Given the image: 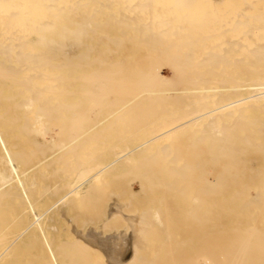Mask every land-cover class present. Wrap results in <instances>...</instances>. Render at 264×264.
<instances>
[{
	"label": "rangeland",
	"instance_id": "rangeland-1",
	"mask_svg": "<svg viewBox=\"0 0 264 264\" xmlns=\"http://www.w3.org/2000/svg\"><path fill=\"white\" fill-rule=\"evenodd\" d=\"M99 1V2H98ZM97 2V7H99V8H97V9H99V10H97V9H95V6L96 5H93L92 4V8H94L95 10H97L96 11V15H98V16H92L91 17V19L90 20H88V18L87 19H85V21H81V20H79L78 21V23L79 24H85V29L83 28L82 29V34H84V35H78V37H75L74 38V40H75V42H73V38H69L68 40L69 41H67V42H65V46L66 47H68V50H66V48H65V46H64V48H65V50H63V49H61V51H66L67 52V54L68 55H71V56H73L74 58L80 53V56L82 57V59H80L81 57L79 56H77V59H79L80 60V62H82V61H85V62H87L88 61V64L86 63L85 64V62H82L80 65H79V61L77 60V59H75V60H71L73 57H71V56H69V58H68V60H67V63H70V60L73 62V64H71V67H70V65H68V67H70V69L68 70V72L67 73H69L70 74V79H69V81H71V80H73L72 82H69V81H66L65 82V85L67 86V87H69V86H71L70 88H69V90H68V92H70L69 94H68V96L66 95V96H58L56 99L54 98L53 100H52V95H49L48 97H47V102H45V105L47 104V106H45V107H48V108H46V109H48V111L47 110H45V114H46V120H48V124H50V120L49 119H52V118H50V116L49 115H51V113H53V114H56L57 113V110L59 111L55 116H59L60 114L62 115V116H64V117H62L61 115L59 116V118H62V119H59V118H57V117H54L52 120H51V125H52V128L50 129V127H49V129H48V131H49V135L50 136H55L54 134H56V133H60V140L62 139V140H65V141H67V139L69 140L71 137H73V136H75L76 134H75V132H76V129H74L75 131H72V127H71V125L72 126H74V128L76 127L77 128V125L79 124V123H82L83 122V120H84V124L82 125L84 128L86 127V126H89V124H90V126H94L93 124L96 122H94V120H96L97 118H98V120H100V118H101V116L104 118V116H105V119L107 118L106 117V115L105 114H109V113H113V118H111L112 116H110V117H108V118H111V119H106V120H108L107 122H109V124H107V123H104V121L106 122V120L105 119H103L102 121L103 122H101V120L99 121V123L101 122V123H104V124H106V125H104L103 127H101L100 126V128L101 129H98L99 127V125L101 124H98L96 127V129H94L93 131H92V133H94V134H92L91 133V131H90V135H92V137L91 138H93V139H91V141H92V144L93 145H91V142L89 143V145L88 144H86L85 145V152H83V153H85V155L82 153V151H80L79 152V155L81 154V155H83L82 156V158L83 159H86L85 158V156H87L86 155V153H91L90 154V156H92L93 158H95V157H97V154L98 153H100V151H101V149L102 148H108V147H113V146H124V144L126 145V144H130V145H132V144H134V145H136L139 141V139L138 138H140V140H141V138H142V136L145 134L146 135V133L144 132V131H147L148 130V126L149 127H151L150 125H152V123L154 124L155 123V121H157L158 119H160L163 115H166L167 114V110L166 109H168V113L170 112H172V110L173 111H178V110H180L181 109V107H182V109L181 110H183L185 107L184 106H187L188 105V103H190V101L191 100H193V102L191 101V103H195L196 104V102H198V104H199V101H201L202 100V97H200V99L201 100H199V101H196V100H198V98L196 97V99L194 98L195 97V95H194V97H188L187 96V94L186 93H188V92H190V91H192L193 90V88H194V85L197 87V88H200V89H204L203 87H204V83H205V86L208 84V85H210V86H212L213 85V83L214 82H216V84L218 83L219 85H220V87H222V88H224L226 85L230 88V87H232V85H234V83H233V81L235 82L236 80V82L235 83H238L240 80H241V77H242V74H243V68L245 67L246 69H250V67L253 65V62H252V60H253V58H250L249 57V54L248 53H246L245 52V49H251L254 45H253V43L254 44H257V43H259V44H257V45H259L260 46V44H262L263 45V43H264V39L263 40H261L260 38H264V35H263V33H264V23H262V22H264V7H262V5L264 4V0H252V2L254 3V2H257V3H252L251 2V0H248L247 2H245L246 3V5L247 4H250V2L252 3V5H249L250 7H248V6H246L245 5V7H244V2H240V0H231V2H230V0H210V1H208V0H193V1H191V0H189V2L187 1V4L188 3H190L191 4V2H192V5H187L186 3V8L184 7V5L183 6H181L179 9H180V14L179 15H177L178 17L177 18H175V19H173V18H168L166 21H165V23L166 22H169L168 20H171V22L172 23H170V24H174V26H175V24H178L179 26L180 25H183V27L185 28V27H188V33L185 31L184 33H185V38L184 37H182L181 39H180V43H192L193 45L194 44H196V46L195 47H193V50H192V52L194 51L195 53H194V55H193V53L192 54H190V53H185L186 55H184V54H180V53H177V52H175V53H173L172 52V54L174 55V56H172L171 55V52L169 53V51H170V49L168 48V50L167 49H164L163 48V46L161 47L162 48V51H161V55H164V58H161V55L159 54V52H160V43H162V44H164V42L166 43V39L164 40V37H159L158 39H155V40H151V42L149 41V40H147L146 39V37L144 36L145 35V33H144V31H142V29H141V25H143V23L140 25L139 24V22L137 23V22H132V27H130V28H132V29H130V33L132 34H130L129 33V29L127 30V26H126V24L128 25L129 24V22L130 21H128V20H125L126 18L127 19H129L128 17L130 16L128 13L126 14V13H124L125 14V16H127L128 15V17H126L125 19H123L122 17H121V19H119V17H117V16H121V14L122 13H120V10L121 11H123L124 10V8H125V5H124V3L123 4H120L121 2H118L117 0H114V2H116V3H114L112 0H110V2H109V0H98ZM109 2L108 4H107V2ZM166 0H164V2H165ZM167 1H169V0H167ZM166 1V2H167ZM172 1V0H171ZM171 1H169L170 3H165V5L169 8V9H171L170 7H171ZM191 1V2H190ZM198 1V2H197ZM206 1V2H205ZM212 1V2H211ZM223 1H224V3L226 2V3H229L228 5L226 4H220V3H223ZM229 1V2H228ZM239 1V2H238ZM119 4H118V3ZM163 2V3H164ZM197 2V3H196ZM208 2V3H207ZM234 2V3H233ZM99 3H100V5H99ZM162 3V2H161ZM211 3V4H210ZM230 3H231V5H230ZM237 3V4H236ZM241 3V4H240ZM243 3V4H242ZM259 3V4H258ZM104 4H106V5H109V7H116L117 9H115V8H109V9H112V11H114V13L113 12H111V10L109 11V10H106V9H108V7L105 5L104 6ZM113 4H117V6H114ZM199 4H201V5H199ZM208 4H209V6H208ZM214 4H215V6H214ZM256 4H258V6L256 5ZM110 5H113V6H110ZM118 5H119V7H118ZM123 5H124V7H123ZM196 7H195V6ZM198 5V6H197ZM217 5V6H216ZM233 5V6H232ZM101 6V7H100ZM189 6H190V9H189ZM227 6V7H226ZM259 6H261V7H259ZM264 6V5H263ZM90 7H91V5H90ZM102 7H104L103 9H102ZM162 7H165V6H162ZM216 7V9H214ZM253 7V8H252ZM259 7V8H258ZM119 8H121L120 10H119V12L117 11ZM172 8L174 9V6H172ZM193 8H194V10H193ZM196 8V9H195ZM220 8V9H219ZM229 8H230V10H229ZM252 8V9H251ZM258 8V9H257ZM90 9V8H89ZM88 9V10H89ZM114 9V10H113ZM168 9V10H169ZM184 9V10H183ZM188 9H189V11H188ZM200 9V10H199ZM208 9V10H207ZM218 9V10H217ZM225 9H226V11H229V12H226L225 11ZM234 9V10H233ZM241 9H243V10H241ZM257 9V10H256ZM261 9V11H259ZM87 10V11H88ZM102 10V11H101ZM103 10H104V13H103ZM191 10V11H190ZM217 12H216V11ZM100 13H99V12ZM111 12L110 14L112 15V13L115 15V13H116V16H113L112 15V17L113 18H110L111 17V15L109 14V13H105V12ZM185 11V12H184ZM189 13H188V12ZM202 11V12H201ZM212 11H215V12H212ZM241 11V12H240ZM124 12H125V10H124ZM190 12H191V14H190ZM205 12V13H204ZM206 12H208V13H206ZM233 12H234V15H232L233 14ZM237 12H238V14H237ZM240 12V13H239ZM259 12H261V14L259 13ZM98 13V14H97ZM101 13H103V14H101ZM118 13H119V15H118ZM187 13V14H186ZM211 13V14H210ZM227 13V15L230 17L231 16V18H229V17H227V15H225V17H224V14H226ZM105 14H107V15H110V17H108V16H106ZM123 14V15H124ZM196 14V15H195ZM204 14H206V15H204ZM220 14H222V15H220ZM236 14V15H235ZM262 15L261 17H260V15ZM100 15H102V16H100ZM106 16V19L104 20V17ZM186 15V16H185ZM209 15H210V17H209ZM247 15V16H246ZM249 15V16H248ZM257 15L260 17H258L259 18V20H261V24H260V22H258V21H256V20H258V18H257ZM125 16H123V17H125ZM190 16V17H189ZM224 18H223V17ZM246 16V19H244V17ZM100 17V18H99ZM107 17H108V20H107ZM207 17H208V20L209 21H206V19H207ZM212 17V18H211ZM218 17V18H217ZM243 17V18H242ZM252 17H255V18H257L256 20H255V18L253 19ZM95 18H97L96 20H98L97 21V25L96 26H98V29H97V27L96 26H94V24H93V22L94 23H96V21H94L95 20ZM118 19V20H116V19ZM217 18V19H216ZM249 18H251V19H249ZM94 19V20H93ZM123 19V20H122ZM183 19V20H182ZM184 19H186V20H184ZM215 19V20H214ZM222 19V20H221ZM227 19H229V20H227ZM78 20V19H77ZM92 20H93V22H92ZM103 20V21H102ZM110 20H112L113 21V23H111V21ZM173 20H174V22L175 23H173ZM176 20V21H175ZM210 20H212V24H211V21ZM244 20H245V22L248 24H246V23H244V25L242 24L243 22H244ZM255 20V21H254ZM87 21H89V22H92V25H90L91 27L90 28H88L87 26H86V23H87ZM107 21H109L108 22V24H107ZM120 21V22H119ZM163 21V20H162ZM179 21V22H178ZM214 21V22H213ZM220 23H219V22ZM223 21V22H222ZM236 21H238V22H236ZM251 21H253V22H251ZM117 22V23H116ZM125 22H126V24H125ZM128 22V23H127ZM194 22V23H193ZM218 22V23H217ZM227 22H230V23H227ZM236 22V23H235ZM104 23H106V24H104ZM134 23V24H133ZM149 22H147V24H148ZM163 24L161 21H158V24ZM191 23V24H190ZM204 23V24H203ZM227 23V24H226ZM235 23V24H234ZM251 23V24H250ZM91 24V23H90ZM114 24V25H113ZM120 24H121V26H120ZM138 26H137V25ZM159 24V25H160ZM196 24H198V26L196 25ZM201 24V25H200ZM209 24H211V25H209ZM226 24V25H225ZM229 24V25H228ZM232 24V25H231ZM259 24L261 25V26H259ZM104 25V26H103ZM115 25L117 26V27H115ZM129 25H131V24H129ZM128 25V26H129ZM136 27H135V26ZM145 25V24H144ZM207 25V26H206ZM215 25V26H214ZM235 25H237V26H235ZM240 25V26H239ZM246 25V26H245ZM255 25V26H254ZM113 26V27H112ZM173 26V27H174ZM201 26V27H200ZM212 26V27H211ZM256 26H259L260 28H257ZM94 27H96L95 29L96 30H98V31H96L95 29H94V31H92L93 30V28ZM104 27V28H103ZM197 27V28H196ZM210 27V28H209ZM245 27V28H244ZM247 27V28H246ZM251 27V28H250ZM255 27V29H258L257 30V33H258V35H257V33H256V30L255 29H253ZM262 27V28H261ZM76 28V27H75ZM88 28V29H87ZM92 28V29H91ZM110 29L109 31H108V29ZM114 28H116L115 29V31H114ZM119 28V29H118ZM120 28H122V29H120ZM133 28H135V29H133ZM192 28H193V30H192ZM206 29V31H208L207 33H205L206 31H205V29ZM208 28V29H207ZM212 28V29H211ZM216 28H217V30H216ZM238 28H240V29H238ZM249 28V29H248ZM89 29H90V31H92V32H90L89 31ZM104 29V30H103ZM113 31H112V30ZM173 29H175V27L173 28ZM178 29V28H177ZM186 29V28H185ZM189 29H191L192 31H190ZM214 29H215V31H214ZM228 31H227V30ZM246 29V30H245ZM252 29L254 30L253 32H254V34H255V36H253L254 34H252ZM86 30H88V32L86 31ZM102 30V31H101ZM124 32H123V31ZM136 30L138 31V32H136ZM187 30V29H186ZM195 30V31H194ZM200 30H202V31H204V32H202V31H200ZM236 30V31H235ZM96 31V32H95ZM99 31H101V32H99ZM104 31V32H103ZM142 31V32H141ZM159 32H161V30H160V28H159V30H158ZM178 31V30H177ZM176 31V29H175V33L177 32ZM248 31V32H247ZM260 31H263V32H261L260 33ZM107 32V33H106ZM118 32V33H117ZM128 32V33H127ZM134 32H136V34L135 35H133L134 34ZM171 32H173L172 30H171ZM192 32H194V35H193V33ZM212 32H214V34L212 33ZM236 32V33H235ZM87 33H91L92 35V37L91 38H88L89 36H90V34H87ZM96 33V34H95ZM99 33V34H98ZM101 33V34H100ZM103 33L105 34L104 36H100V35H103ZM120 33H121V35H122V37L120 36ZM123 33V34H122ZM205 33V34H204ZM212 33V34H211ZM220 33V34H219ZM243 33V34H242ZM247 33V34H246ZM87 34V35H86ZM107 34H110V35H107ZM119 34V35H118ZM127 34V35H126ZM138 34H139V36H138ZM141 34H142V38H141ZM202 34V35H201ZM242 34V35H241ZM246 34V35H245ZM261 34V35H260ZM98 35V37H100V41H98L99 40V38H98V40H96L95 41V39L97 38L96 36ZM117 35H118V37H117ZM125 35V36H124ZM190 35L192 36V37H190ZM201 35V36H200ZM205 35H206V37H205ZM219 35V36H218ZM223 35V36H222ZM250 35H252V37L250 36ZM256 35L257 36H262L263 35V37H260V38H258V37H256ZM83 36V37H82ZM84 36H85V39H84ZM86 36H88L87 38H86ZM117 37L118 38V41H116L117 40V38L115 39V38H111V39H113L112 41L111 40H109L110 38H106V37ZM130 36H132V37H130ZM136 36H138V37H136ZM189 36V37H188ZM246 36V37H245ZM82 37V38H81ZM102 37V38H101ZM125 37V38H124ZM130 37V38H129ZM197 37V38H196ZM240 37H241V39H240ZM245 39H244V38ZM250 37V38H249ZM137 38V39H136ZM162 40H161V39ZM167 38V37H166ZM188 38V39H187ZM193 38H195V39H193ZM200 38V40H198ZM209 38V39H208ZM247 38V39H246ZM251 38H253V39H251ZM256 38H258L257 40H259L260 39V41L258 42L257 40H256ZM71 39V40H70ZM80 39H83L82 41L80 40ZM87 39H88V42H87ZM90 39H91V41H90ZM94 39V40H93ZM103 39L105 40V41H103ZM125 39V40H124ZM134 39V40H133ZM189 40L188 42H187V40ZM193 39V40H192ZM215 39V40H214ZM252 41H251V40ZM84 40H85V42H86V45H85V47L84 46H82V45H84ZM122 40V41H121ZM141 40V41H140ZM157 40V41H156ZM168 40H170V39H168ZM167 40V41H168ZM212 40V41H211ZM241 40V41H240ZM253 40H254V42H253ZM70 41H72L73 43H74V45L76 44H79V43H81L82 42V44H80L81 46H82V48H81V46H79V47H77V50H76V48H74V47H76V46H73V48H71L70 46V44H71V42ZM108 41L111 43H108ZM131 41V42H130ZM137 41V42H136ZM154 41H156V42H154ZM171 41V40H170ZM173 41V40H172ZM191 41V42H190ZM203 41V42H202ZM224 41V42H223ZM228 41H229V43H228ZM256 41V42H255ZM77 42V43H76ZM91 42V43H90ZM93 42V43H92ZM96 42H98V43H96ZM119 43V46H118V43ZM133 42H135V43H133ZM139 42V43H138ZM152 42H154V43H152ZM174 42V41H173ZM197 42H201L200 43V46H199V43H197ZM227 42V43H226ZM253 42V43H252ZM261 42V43H260ZM68 43V44H67ZM100 43V44H99ZM106 43V44H105ZM108 43V44H107ZM148 43V44H147ZM157 43V44H156ZM158 43H159V45H158ZM234 43V44H233ZM241 43V44H240ZM247 43V44H246ZM248 43H250V44H248ZM90 44H91V46H90ZM122 44V45H121ZM125 44V45H124ZM136 44V45H135ZM152 44V45H151ZM179 44V43H178ZM198 44V45H197ZM214 44H216V45H214ZM70 45V46H69ZM109 45H111L112 46V48H110L111 46H109ZM141 45H145L144 47H146L144 50H143V48L144 47H142ZM147 45H150V46H147ZM156 45H158L156 48L155 47H153V46H156ZM202 45V46H201ZM238 45V46H237ZM88 46H90V49H89V47ZM95 46H98V47H95ZM140 46V47H139ZM179 46V45H178ZM198 46H199V48H198ZM204 46V47H203ZM207 46H209V48L207 47ZM242 46H244L245 47V49H244V47H242ZM258 46V49L260 48H263V46L262 47H259ZM87 47V48H86ZM115 47H117L118 48V50H117V48H115ZM135 47V48H134ZM139 47V48H138ZM150 47V48H149ZM202 47V48H201ZM235 47H237V48H235ZM242 47V48H241ZM71 48V49H70ZM115 50H117V51H115ZM129 48V49H128ZM133 50H132V49ZM141 48V49H140ZM160 48V49H159ZM175 48H177V47H175ZM196 48V49H195ZM205 48H207L206 50H204ZM221 48H223V49H221ZM256 47H254V48H252V49H255ZM86 49H89V50H87V51H89V52H91V53H89V52H86ZM94 51H93V50ZM96 49H98V50H96ZM112 49V50H111ZM135 49V50H134ZM138 49V50H137ZM159 50V52H158V50ZM174 48H171V50H173ZM180 49H181V47H180ZM200 49H201V51H200ZM217 49V50H216ZM232 50V52H230L229 53V51L230 50ZM236 49V50H235ZM241 49V50H240ZM101 50V51H100ZM108 50V51H107ZM120 50H122V51H120ZM139 50H140V52H139ZM148 51V52H146V51ZM149 50H151V51H149ZM163 50H165L164 52V54H163ZM178 50V49H177ZM213 50H215V51H213ZM221 50V51H220ZM225 50H226V52H228L229 53V55H230V57L227 59L226 58V60L224 61V58L225 57H223V56H225L226 55V57H228V53L226 54L225 53ZM242 50H244V51H242ZM59 51V50H58ZM70 51H72V52H70ZM84 53H83V52ZM209 51H211L213 54H215V56L212 54V55H210L209 54ZM219 51V52H218ZM242 53H244V57L243 56H240L241 55V52ZM263 51V50H262ZM81 52H82V55H81ZM86 52V53H85ZM94 52V53H93ZM96 52V53H95ZM107 54H106V53ZM109 52V53H108ZM116 52V53H115ZM129 54H128V53ZM154 52L156 53V55L154 54ZM191 52V51H190ZM201 54H200V53ZM205 52V53H204ZM208 54H207V53ZM224 52V53H223ZM239 52V53H238ZM89 53V55H87ZM93 53V54H92ZM103 53V54H102ZM119 53V54H118ZM152 53V54H151ZM216 53H218L217 55H216ZM222 53V54H221ZM235 53V54H234ZM248 54V55H246V54ZM264 53V52H263ZM263 53L261 52L260 54V56H262L263 55ZM114 54H117V55H114ZM126 54V55H128V56H124V55ZM138 54V55H137ZM141 54V55H140ZM143 54V55H142ZM153 54L155 55V56H153ZM187 54H189V55H187ZM203 54V55H202ZM207 54V56L205 57L204 55H206ZM225 54V55H224ZM86 55V56H85ZM110 55H112V56H110ZM132 55V56H131ZM147 55V56H146ZM158 55V56H157ZM179 55H181V56H179ZM193 55V57H195L194 58V65H193V63L191 64H189V63H185V60H182V57L183 56H192ZM210 55V57H208ZM237 55V56H236ZM89 58H88V57ZM96 56V57H95ZM106 56V57H105ZM107 56H108V58H107ZM172 56V57H171ZM176 56H179L180 57V61H179V63L181 64V68H180V70L182 69V71H179V69L176 71V73L174 74V75H172L173 74V71H172V68L170 67V65H172V62H173V59H174V57H176ZM212 56H213V59H212V61H211V58H212ZM218 56V57H217ZM219 56H220V58H219ZM250 56H251V54H250ZM93 57V58H92ZM99 57V58H98ZM123 57V58H122ZM129 57V58H128ZM153 57V58H152ZM163 57V56H162ZM199 57H201V58H199ZM215 57H217V58H215ZM232 57V58H231ZM243 58V61L242 62H240L241 64H239V61L240 60H238V59H240V58ZM71 58V59H70ZM73 58V59H74ZM85 58H88V59H86L85 60ZM98 58V59H97ZM131 58V59H130ZM156 58V59H155ZM161 58V59H160ZM171 58V59H170ZM185 58H187V57H185ZM198 58V59H197ZM206 58H209V59H207L206 61H205V59ZM217 60V61H219L220 63H218V64H220L219 66H217V61L215 60V59ZM221 58H223V60H220ZM262 58V57H261ZM70 59V60H69ZM90 59V60H89ZM97 59V60H96ZM105 59V60H104ZM126 59V60H125ZM130 59V60H129ZM164 59V60H163ZM200 59H201V61H203L202 63H201V61H200ZM39 60H40V63H44V61H43V58L41 59V58H39ZM77 60V61H76ZM106 60H108V61H106ZM129 60V61H128ZM162 60V61H161ZM166 60V61H165ZM171 62H170V61ZM197 60V61H196ZM213 60L214 61H216L215 62V66H214V62H213ZM248 60V61H247ZM69 61V62H68ZM93 61V62H92ZM117 61H120V62H117ZM121 61H123V65H122V62ZM146 61V62H145ZM193 61V60H192ZM226 61H229V62H226ZM237 61H238V63H237ZM247 61V62H246ZM250 61H251V63H252V65H250L251 63H250ZM90 62V63H89ZM98 62H99V64H98ZM112 63V64H110V63ZM127 63V64H125V63ZM130 62V63H129ZM145 62V63H144ZM161 62H163L162 64H161ZM170 62V63H169ZM225 62V63H224ZM244 62V63H243ZM97 63V64H96ZM110 65H109V64ZM140 63H142V64H140ZM148 63V64H147ZM206 63V64H205ZM212 63H213V65H212ZM250 63V64H249ZM264 63V62H263ZM78 66H77V65ZM121 64V65H120ZM125 64V65H124ZM135 64V65H134ZM165 64H169V66L168 65H166L165 67H164V65ZM186 64V65H185ZM204 64V65H203ZM207 64H209V65H207ZM235 64V65H234ZM243 64H244V66H243ZM262 64V63H261ZM72 65L73 66H75V67H73V69L74 70H72L71 68H72ZM91 65V66H90ZM93 65V66H92ZM108 66V68H107V66ZM137 65V66H136ZM148 65V67L150 68V67H152V69L155 67V68H158L159 69V72L162 74V77L164 78V80L166 81V79H168L165 83L163 82H159L157 79H154L155 81H153V79L152 78H154V76L152 75L151 77L152 78H149L148 80L149 81H151V82H148L147 81V83L148 84H150V85H148L147 87H146V89L145 88H143L142 89V86H144V83L146 82V79H143L142 77L140 78V76H142L143 75V73H145L146 74V70H147V68L148 67H146ZM163 65V66H162ZM196 65H198V66H196ZM202 65H203V67H202ZM211 65V66H210ZM241 65V66H240ZM250 65V66H249ZM264 65V64H263ZM86 67V68H83V67ZM88 66H89V68H91V70L92 69H94V70H92L93 72H90L91 70L88 68ZM97 66H98V68H97ZM103 66V67H102ZM106 67V70H105V67ZM139 66V67H138ZM190 66V67H189ZM200 66V67H199ZM205 66V67H204ZM206 66H209V67H206ZM213 66H214V68H213ZM237 66H239V67H237ZM76 67H78V68H76ZM79 67L80 68H83V70H81V69H79ZM96 67V68H95ZM110 67V68H109ZM118 67V68H117ZM120 67V68H119ZM164 67V69H161V68H163ZM199 67V68H198ZM216 67V68H215ZM232 67V68H231ZM236 67V68H235ZM100 68V69H99ZM112 68V69H111ZM117 68V69H116ZM122 68H124V70L122 69ZM128 68H130L129 70H128ZM135 68H137V69H135ZM205 68H209V69H205ZM229 68V69H228ZM238 68H240L241 70H239ZM244 68V69H245ZM78 69V70H77ZM84 69H87V71L89 72V74L87 75V71L86 70H84ZM89 69V70H88ZM116 69V70H115ZM145 70V71H143V70ZM161 69V70H160ZM195 69V70H194ZM203 69H205V70H203ZM211 69H212V71H211ZM260 69H264V67L261 65V67H260ZM259 69V70H260ZM72 70V71H71ZM109 70H111L110 72H109ZM116 72H115V71ZM123 70V71H122ZM136 70V71H135ZM139 70V71H138ZM185 70H188V71H185ZM209 70V71H208ZM214 70V71H213ZM222 70V71H221ZM224 70V71H223ZM103 71V72H102ZM113 71V72H112ZM129 73H128V72ZM130 71H131V73H130ZM240 73H239V72ZM241 71H242V74H241ZM109 72V73H108ZM142 72V73H141ZM178 72V73H177ZM180 72L182 73V75H180ZM187 72V73H186ZM192 72H193V74H192ZM198 72V73H197ZM201 72V73H200ZM221 74H219V73ZM226 72V73H225ZM239 73V76H237L236 74H238ZM123 73V74H122ZM140 73V74H139ZM185 73H186V75H185ZM200 73V74H199ZM205 73H207L208 74V76H207V74H205ZM212 73V75H213V73L215 74V75H218L217 77L214 75L213 77L210 75ZM218 73V74H217ZM228 73V74H227ZM84 74V76H82V75ZM204 74V75H203ZM86 75V76H85ZM90 75V76H89ZM107 75V76H106ZM118 75V76H117ZM127 75H128V77H127ZM131 75V76H130ZM135 75V76H134ZM185 75V76H184ZM192 75H194V76H192ZM200 75V76H199ZM220 75V76H219ZM232 75V76H231ZM114 76V77H113ZM123 76H125V77H123ZM137 76H139V77H137ZM187 76V77H186ZM192 76V77H191ZM206 76L209 78V80H207V78H206ZM227 76V77H226ZM229 76V77H228ZM234 76V77H233ZM69 77V76H68ZM76 77H78L79 79H82V80H79L78 78H76ZM85 78V79H83V78ZM107 77V78H106ZM135 77V78H134ZM182 77V78H181ZM198 77V78H197ZM201 77H203V78H200ZM204 77H205V79H204ZM211 77V78H210ZM76 78V79H75ZM119 78V79H118ZM133 78H134V80H133ZM181 78V79H180ZM186 78H187V80H186ZM79 81H78V80ZM129 79V80H128ZM141 79V80H140ZM151 79V80H150ZM200 79V80H199ZM214 79V80H213ZM229 79V80H228ZM234 79V80H233ZM75 80V81H74ZM87 80V81H86ZM122 80V81H121ZM136 80V81H135ZM144 80V81H143ZM189 80V81H188ZM196 80H197V83H196ZM203 80L205 81V82H203ZM212 81L213 80V83H208L209 81ZM221 80V81H220ZM232 80V81H231ZM91 81V82H90ZM128 81V82H127ZM158 81V82H157ZM200 81V82H199ZM210 81V82H211ZM220 81V82H219ZM225 82V84H223L224 82ZM233 83H231V82ZM81 82H83V83H81ZM86 82H88V83H93V84H91V86L88 84L87 86H86V84L85 83ZM97 83V84H95V83ZM141 82H143V83H141ZM194 82V83H193ZM203 82V83H202ZM182 83V85H180ZM221 83L224 85V87L221 85ZM227 83H230V84H227ZM72 84H73V86H72ZM191 84V85H190ZM198 84V85H197ZM199 84H201L203 87H201V85H199ZM96 85H97V87H96ZM101 85V86H100ZM142 85V86H141ZM188 86L187 88H188V90L192 87V89H190V91H186L187 89L185 88V86ZM214 85H215V83H214ZM213 85V86H214ZM183 86H184V88H183ZM189 86H191V87H189ZM210 86H208V88H210ZM216 86V85H215ZM218 86V85H217ZM66 87V88H67ZM82 87V89H80ZM84 87H87L88 89H90V90H93V91H90V93H89V91H85V89L86 88H84ZM90 87V88H89ZM100 89H99V88ZM104 87H105V89H104ZM195 87V88H196ZM219 87V86H218ZM217 87V88H218ZM219 87V88H220ZM183 88V91H184V93H185V96H184V94L182 95V91H181V89ZM213 88V87H212ZM216 87H214V89H215ZM94 89H96V91L94 90ZM176 89V91H179V92H177V93H180V91H181V95H179V94H175V92H174V90ZM207 89V88H206ZM67 90V89H66ZM97 90L99 91L98 93H97ZM140 90H146V91H148V95H146L147 93H144V94H142V95H145V96H142L141 95V97H138L137 98V95L138 96H140L139 95V93L140 92H143V91H140ZM151 90V91H150ZM152 90H154V91H152ZM169 90V91H168ZM199 90V89H198ZM84 92V93H82V92ZM101 91V92H100ZM104 91V92H103ZM163 91V92H165V91H168V93L169 92H171L172 91V93H170V94H166V95H160V93ZM73 92V93H72ZM86 92V93H85ZM88 92V93H87ZM111 92V93H110ZM152 93V95H150L151 93ZM162 92V93H163ZM76 93V94H75ZM78 93H81V94H78ZM156 95H155V94ZM161 93V94H162ZM165 93H167V92H165ZM164 93V94H165ZM191 93H193V94H195V92L194 91H192ZM191 93H189L190 94V96H193V95H191ZM200 93V92H199ZM230 93V92H229ZM229 93H227L228 95H230ZM75 94V95H74ZM137 94V95H136ZM201 95H204V94H202V93H200ZM211 94V93H210ZM222 94H224V93H222ZM82 97H81V96ZM96 95V96H95ZM200 95V96H201ZM86 96V97H85ZM87 96H89V97H91L90 98V102L92 103V104H90V102H88V100L87 99H89V97H87ZM93 96V97H92ZM113 96V97H112ZM135 96H136V98H135ZM160 96H162V97H160ZM196 96H198L199 97V94H198V92H197V95ZM64 97L66 98V100L64 99ZM103 97V98H102ZM109 97V98H108ZM173 97H174V99H173ZM186 97V98H185ZM209 98L208 100H210V98H211V95H210V97H209V95L207 96V94H206V98ZM51 98V102L49 101V99ZM114 98H118V99H115V100H113ZM124 98V99H123ZM172 98V99H171ZM189 98V99H188ZM191 98V99H190ZM195 100H194V99ZM204 99H205V96L203 97ZM58 99V100H57ZM60 99H62V100H60ZM63 99L65 100V102L63 103ZM95 99V100H94ZM102 99V100H101ZM105 101H104V100ZM204 99L202 100V101H204ZM79 100V101H78ZM85 100H87L86 102H85ZM125 100V101H124ZM131 100L133 101V102H131ZM169 100V101H168ZM54 101H55V103H54ZM60 101V102H59ZM100 101H103V102H100ZM108 101H109V103H108ZM111 101V102H110ZM119 101V102H118ZM130 101V102H129ZM142 101V102H141ZM144 101V102H143ZM165 103H164V102ZM173 101H174V103H173ZM205 101H207V100H205ZM62 103V104H65V105H61V104H56V103ZM73 102V106H72V103ZM77 102H78V104H77ZM79 102H80V104H79ZM88 102V104H86ZM121 102V103H120ZM127 102H129L128 104H127ZM168 102V103H167ZM176 102V103H175ZM209 102V101H208ZM207 102V103H208ZM81 103H83V105H81ZM102 103V104H101ZM103 103H104V106H106L105 108L102 106L103 105ZM116 103V104H115ZM143 103V104H142ZM164 103V104H163ZM68 104H71V106L70 105H68ZM76 104V105H75ZM90 104V105H89ZM99 104V105H98ZM119 104H120V106H119ZM122 104H124V106L122 105ZM146 104L148 105V106H146ZM203 104H206V103H204L203 102ZM49 105H51L50 107H49ZM52 105L54 106V107H52ZM81 107V108H79V110L78 109H76L75 110V108H78L79 106ZM87 105H89L90 106V108H92L91 110H90V108H89V106H87ZM95 105H97V106H95ZM153 105H154V107H153ZM157 105V106H156ZM163 105H164V107H163ZM173 105V106H172ZM178 105V106H177ZM68 106V107H67ZM85 106V107H84ZM92 106V107H91ZM119 106V107H118ZM150 106V108H148ZM161 106V107H160ZM171 106V107H170ZM68 109H67V108ZM75 107V108H74ZM102 107V108H104V109H100V108ZM114 107H116V108H114ZM118 107V108H117ZM122 108V109H119V108ZM141 107V108H140ZM171 109H170V108ZM58 108V109H57ZM64 108L66 109L65 111H73V114H72V112L70 111V112H65L64 111ZM72 108V109H71ZM89 110H88V109ZM98 108V109H97ZM111 108H114V109H111ZM157 108L160 110H157ZM161 108V109H160ZM163 108V109H162ZM174 108V109H173ZM188 108V109H187ZM187 108H185V109H187V110H183L184 112H190L191 110H194V108L192 109L191 107H187ZM191 108V110H189ZM61 109V110H60ZM63 109V110H62ZM108 109V110H107ZM120 111H119V110ZM125 109V110H124ZM51 110V111H50ZM74 110H75V112L76 111H78V113H75L74 112ZM88 110V111H87ZM99 111V113H100V115H98V117H97V115L96 114H98V112L97 111ZM102 110V111H101ZM130 110V111H129ZM263 110V111H262ZM61 111H62V113H61ZM81 111H83L82 112V114H81ZM94 111V112H93ZM166 111V112H165ZM182 111V112H183ZM258 111L259 110H257V111H251L250 113H248V115L247 116H245L244 117V121L245 122H253V121H255L254 123V125H252L251 126V128H253V129H257V128H259V129H263V131H260L259 132V136L261 137V138H264V137H262L261 135V132H264V108L263 109H261L260 110V113L261 112H263V113H261V114H259L258 113ZM64 112V113H63ZM79 112H80V114H79ZM88 112H89V114H88ZM97 112V113H96ZM136 112V113H135ZM139 112V113H138ZM156 112V113H155ZM181 112V111H180ZM181 112V113H182ZM123 113V114H122ZM150 113V114H149ZM73 116L72 118H71V121L69 122V120L70 119H68V118H70L71 116ZM77 114V115H76ZM87 114H88V120H87V118H86V116H87ZM134 114V115H133ZM155 114V115H154ZM65 115H66V117H65ZM76 115V116H75ZM86 115V116H85ZM110 115V114H109ZM130 115H131V117H130ZM140 115V116H139ZM157 115V116H156ZM52 116H54V115H52ZM51 116V117H52ZM96 116V117H95ZM152 118H151V117ZM157 118H156V117ZM84 117V118H83ZM124 117V118H123ZM128 117V118H127ZM48 118V119H47ZM67 119L68 121L67 122H69V125H68V123L66 124L67 126H68V128L67 129H65L66 127H64V129H63V126H65L64 124H63V122L64 123H66L65 122V120L64 119ZM127 120H126V119ZM135 118H137V120L135 119ZM142 118H144V119H142ZM150 118V119H149ZM59 120V121H63L62 123H60L59 122V124H61V125H59V124H57L56 122H57V120ZM86 119V120H85ZM115 119L118 121H115ZM120 119V120H119ZM124 119V120H123ZM93 120V121H92ZM98 120H97V122H98ZM129 120V121H128ZM131 120H132V122H133V125H132V122H131ZM136 120V121H135ZM155 120V121H154ZM259 120V122L260 123H262V124H260L262 127H259V122H258V124L256 123L257 121ZM53 121H55L54 123H53ZM87 121H90V123L89 124H86L87 123ZM140 121V122H139ZM263 121V122H262ZM111 122V123H110ZM115 124H114V123ZM25 123H26V121H25ZM77 123V124H76ZM93 123V124H92ZM114 125H113V124ZM27 124V123H26ZM55 124V125H54ZM110 124H112V126L110 125ZM130 126H129V125ZM24 125V124H23ZM125 125V126H124ZM132 125V126H131ZM25 127H22V129H24V130H28L29 131V127L27 128L26 127V125H24ZM50 126V125H49ZM60 126H62V128L60 127ZM117 126H119V128H117ZM135 126V127H134ZM144 126V127H143ZM146 126V127H145ZM59 127V128H58ZM105 127V128H104ZM140 127V128H139ZM27 128V129H26ZM48 128V127H47ZM89 128V127H88ZM123 128H125V129H123ZM131 128V129H130ZM145 128H147L146 130H143V129H145ZM62 129V130H61ZM69 129V130H68ZM90 130H92V128H89ZM134 129V130H133ZM141 129V130H140ZM194 129H196V131L194 130V132L192 131V130H188V131H186V132H183V133H179L178 135H176L174 138H172L171 140L173 141H171V140H168V141H165L164 143L163 142H160V144L158 143L157 145H155V144H153V146H150V147H148V150L146 149V150H144L145 152H143V153H140V154H138V156H136L133 160H131L130 161V164H133V165H130L129 164V167L128 166H126V167H123V168H121L120 170H118L117 172H114V173H110L107 177H105L103 180L105 181V182H107V181H109L110 182V184L107 182V183H105L104 181H102L103 182V184L100 182V189H98V191H96V192H94L90 197H89V199L87 200V202L86 203H83V204H80V205H75V206H67L66 207V209H64L65 210V214L64 213H62L63 214V217H62V214L60 215L59 213L58 214H56V216H54L53 218L54 219H51L50 221H49V224L47 225V226H45V231H46V234H47V236H48V239L50 240V242L52 243V241H53V245H55V244H57L58 242L60 243H64V248H68V250L69 251H74L76 248L75 247H77V249L79 248H81V247H78L79 246V242H78V246H73L72 244L71 245H69L70 244V241H71V243H73L74 245H75V243H77V241H79V240H76L75 241V239H77V238H75L72 234H71V230L74 228V231H76V233H77V236H79V234L80 233H82V231H85L86 229H88V228H90L91 230H94V231H97L98 233H100L101 235H103V236H107V233L108 234H112V233H123V231H125V230H127V231H131V228L130 227H132L133 225H136L135 226V231H134V234L136 233L137 235H135V249H137L136 250V257L138 258V259H136V257H135V259H134V261H133V263L132 264H134L135 262H136V264H192V260H193V262H194V258L195 259H198L197 261H195L194 263H198V264H203V262H202V259H201V256H204V255H207V256H209V257H206V256H204L205 258H208L209 260L210 259H212V260H210L211 261V264L212 263H214L215 262V260H216V258L218 257V259L216 260V262H218V263H220L221 262V264H237V261L239 260V258L241 257V258H243L242 256H244V258L246 257L247 259H249V258H252V259H250V260H247L246 259V261L245 260H243V259H241V260H239L238 261V263H240V264H242V262H243V264H249L248 262H252L253 264L255 263V262H253L252 260L254 259V261H256V263L255 264H264V254H261V253H264V234H262V232L264 233V224L262 225V223H264V197H262L261 198V196H264V194H262V193H264V180H263V178H264V154H263V152L264 151H262V153L259 151H257L258 149H261V150H264V140L263 139H261V141H262V143H263V146H262V144H261V146H257L255 149L256 150H254V151H256V152H258V154L257 153H253L252 155H251V151L253 150V149H245V148H243V149H245V151L246 152H244V153H246V154H248L251 158H249V156L247 155L246 156V154H243V157H246V158H241L242 157V155H240V160L241 161H243V159H244V163H249V164H247V165H249V166H247L249 169H248V171H247V167L244 165V163L243 164H240L241 163V161L240 160H237V164H235V167H234V165L233 166H231L230 167V163H232V162H234V160H232V159H224V158H222L221 156H222V152H223V148H222V146L221 145H211V143L212 142H214L215 144H217L215 141H213V134H211V135H209L208 133H210V132H208V128H205L204 126H200V128L198 129V127H196V128H194ZM198 129V130H197ZM23 130V131H24ZM69 132L68 134V137L69 138H62L61 137V131L62 132ZM86 130V129H85ZM102 130H103V133H102ZM108 130V131H107ZM115 130H116V132H115ZM123 130V131H122ZM199 130H202V131H199ZM60 131V132H59ZM95 131V132H94ZM144 132V134L143 135H136L138 132H140V133H143ZM205 131V132H204ZM56 132V133H55ZM135 132V133H134ZM193 132V133H192ZM32 134V132L30 131L29 132V134L28 133H25V134H20V136L24 139H28L27 137H29V140H31V142H29L28 144H26L25 145V148H23V146L21 147V148H23L24 150H23V153H24V151H25V156H26V158H27V156L30 158V160H29V158H27L28 160H26V161H28L29 162V164L28 165H26V164H24V165H26L27 167H34L35 165H36V163L37 162H39V160L41 159V160H43L42 159V157H47V155L48 154H51V153H53V151L55 152L56 151V147H49V146H47V145H45V147H43V146H39L38 147V145H35L34 144V142H35V140L37 141V140H39V138L38 137H36V134H34L33 133V135H31ZM73 133V134H72ZM130 133V134H129ZM189 133H192L191 135L189 134ZM205 133V134H204ZM207 133V134H206ZM67 134V133H66ZM65 133L63 134V135H65L66 137H67V135H66ZM98 134V135H97ZM132 134H134V135H132ZM195 134V135H194ZM203 134V135H202ZM25 135H29V136H25ZM30 135H31V137H30ZM56 135H58V134H56ZM62 135V136H63ZM73 135V136H72ZM95 135V136H94ZM135 135L136 136H139L137 139V141L134 139V138H136L135 137ZM186 135L187 136H189V137H187L186 138ZM192 135H193V137H192ZM208 135V136H207ZM263 135H264V133H263ZM123 136V137H122ZM128 136V137H127ZM132 137L131 139L133 140V141H131L130 140V138L129 137ZM203 137V139H202V137ZM64 137V136H63ZM90 137V136H89ZM101 137H102V139H101ZM190 137H192V138H190ZM206 137H209L208 139H210L211 138V141H208L207 140V138ZM214 137H216L215 135H214ZM119 138V139H118ZM128 138V139H127ZM143 138H144V136H143ZM200 138V139H199ZM100 139V140H99ZM180 139V140H179ZM183 139V140H182ZM184 139H187V143L185 142L186 140H184ZM215 139V138H214ZM59 140V141H60ZM118 140V141H117ZM124 140H126L125 142H123ZM33 141V142H32ZM88 141H90V139L88 140ZM95 141V142H94ZM180 143H179V142ZM191 141L194 143V145L191 143ZM196 141V142H195ZM199 141V142H198ZM99 142V143H98ZM103 142V143H102ZM119 142H120V144H119ZM131 142V143H130ZM167 142V143H166ZM201 142V143H200ZM204 142V143H203ZM211 142V143H210ZM85 143V142H84ZM105 143V144H104ZM124 143V144H123ZM166 143V144H165ZM208 143V147L206 146V144ZM33 144H34V146H33ZM76 144V143H75ZM79 143H77V145H78ZM100 144V145H99ZM102 144V145H101ZM104 144V145H103ZM163 144H165V145H163ZM185 144V145H184ZM190 144V145H189ZM202 144V145H201ZM77 145H76V147H77ZM88 145V146H87ZM195 145H197V147L195 148ZM82 146V145H81ZM84 146V145H83ZM91 146V147H90ZM104 146V147H103ZM157 146V147H156ZM163 146V147H162ZM172 146V147H171ZM181 146V147H180ZM186 146H187V148H186ZM210 146H212L211 148H215V149H210ZM216 146V147H215ZM28 147H29V149H28ZM43 147V148H42ZM74 147V146H73ZM76 147H74V149L72 148V150L75 152V149H76ZM86 147L88 148V147H90L89 148V150L87 151L86 150ZM92 147H94V150H92ZM154 149H152V148ZM162 147V148H161ZM182 147H183V149H182ZM219 147V148H218ZM259 147V148H258ZM47 150H46V149ZM83 148V149H84ZM179 148H181V149H179ZM186 148V149H185ZM195 148V149H194ZM36 149V150H35ZM45 150V152H44V150ZM53 149V150H52ZM55 149V150H54ZM79 149V146L77 147V150ZM190 149V150H189ZM198 149V150H197ZM205 149V150H204ZM206 149H207V151H206ZM220 149V150H219ZM231 149V148H230ZM22 150V149H21ZM42 151L41 153H39V152H37V151ZM70 150H71V148H70ZM70 151V152H73V151ZM76 150V151H77ZM90 150H91V152H90ZM165 150V151H164ZM192 150V151H191ZM195 150V151H194ZM204 150V151H203ZM247 150H249V151H247ZM34 153H33V152ZM87 151V152H86ZM149 151V152H148ZM161 151V152H160ZM185 151V152H184ZM198 151V152H197ZM203 151V152H202ZM210 151V152H209ZM213 151H214V153H216V154H213ZM253 151V152H254ZM28 152V153H27ZM29 152H31V154L29 153ZM63 152H65V153H63ZM69 151H67V150H64V151H62L61 153H60V155H59V157H58V155L57 156H55V158H53V159H51V160H49V161H46V162H44V163H42L41 165H36L37 167L36 168H39V166H40V168H39V170L38 169H36L35 168V170L37 171V173H36V171L35 170H33V173H34V175H35V177H34V181H35V183H36V188H41V189H39V191H37V192H34L33 193V198H38V197H40L41 196V190L43 189V188H45V189H47V187H48V189L50 190L51 189V187L53 188V186L55 187H57V186H62L63 184H64V179H65V177L67 178L68 176V174L71 172V169L73 168L72 166H73V162H72V160H70L69 161V159L71 158L72 159V156H71V154L72 153H70ZM102 153L104 152V149H103V151H101ZM155 152V153H154ZM170 152H172V156H171V153ZM188 152V153H187ZM204 152H206V153H204ZM248 152H250V153H248ZM35 153H39V154H35ZM62 153L63 154H67L65 157H64V159L62 158L61 159V155H62ZM68 153H70V154H68ZM162 153V154H161ZM181 153V154H180ZM221 153V154H220ZM75 154H77V153H75ZM194 154V155H193ZM212 154V155H211ZM218 154V155H217ZM46 155V156H45ZM94 155V156H93ZM98 155H100V154H98ZM102 155V154H101ZM100 155V156H101ZM162 155H163V157H162ZM188 155V156H187ZM202 155V156H201ZM208 155V156H207ZM221 155V156H220ZM245 155V156H244ZM255 155V156H254ZM258 155V156H257ZM33 156V157H32ZM36 156V157H35ZM41 156V157H40ZM63 156V155H62ZM90 156H88L89 158H91V159H93L92 157H90ZM99 156V157H100ZM150 158H149V157ZM160 156V157H159ZM186 156V157H185ZM190 156V157H189ZM200 156V157H199ZM205 156H206V158H205ZM212 156H213V158H212ZM220 156V157H219ZM32 157V158H31ZM156 157V158H155ZM167 157H169L168 159H167ZM173 157H175V158H173ZM194 157H196V158H194ZM216 157V159L217 160H215L214 161V158ZM259 157V158H258ZM38 158V159H37ZM65 158H66V160H65ZM89 158H87L88 159V161H89ZM143 158H148V159H144V161L142 160L141 161V159H143ZM159 158H161V159H159ZM182 158V159H181ZM193 158V159H192ZM202 160H200V159ZM205 158V159H204ZM219 158H222L221 160L222 161H226V163L224 162V164L222 163V161H220L219 162ZM249 158V159H248ZM34 159V160H33ZM98 159V158H97ZM164 159H167V160H169V161H167V160H164ZM195 159V160H194ZM197 159V160H196ZM38 160V161H37ZM40 160V161H41ZM53 160V161H52ZM60 160V161H59ZM62 160V161H61ZM81 160V159H80ZM140 160V161H139ZM179 160H182V161H179ZM184 160V161H183ZM194 160V161H193ZM211 160V161H210ZM236 160H235V163H236ZM247 160V162H245ZM250 160V161H249ZM253 160V161H252ZM260 160V161H259ZM262 160V161H261ZM54 161H57V162H54ZM66 161V162H65ZM83 161H85L86 162V160H81V163H83ZM161 161H162V163H161ZM163 161H164V163H163ZM213 161V162H212ZM227 161H230V162H228L227 163ZM232 161V162H231ZM249 161V162H248ZM254 161H256V162H254ZM34 162V163H33ZM36 162V163H35ZM52 162H53V164H52ZM67 162H70V163H67ZM138 162V163H137ZM171 164H170V163ZM176 162V163H175ZM198 162H201L200 164L198 163ZM203 162V163H202ZM206 162V163H205ZM259 162V163H258ZM26 163V162H25ZM32 163V164H31ZM61 163H63V164H61ZM137 163V164H136ZM140 163V164H139ZM166 163V164H165ZM183 163V164H182ZM209 163V164H208ZM260 163H262V164H260ZM31 164V165H30ZM33 164H35V165H33ZM68 165V167H67V165ZM135 164H136V166H135ZM162 164V165H161ZM168 164V167H166V165ZM182 166H181V165ZM186 164V165H185ZM188 164V165H187ZM194 164H195V166H194ZM196 164H197V166H196ZM199 164V165H198ZM218 164H220L219 165V167H217L218 166ZM234 164V163H233ZM238 164H239V166H238ZM30 165V166H29ZM45 165L47 166V167H45ZM160 165H161V167H160ZM169 165H171V166H169ZM179 165V166H178ZM204 165V166H203ZM229 165V166H228ZM236 165L239 167V169H240V166H242L243 167V165H244V167H246V171H247V173H248V175L249 174H251V169L252 170H254V172H255V174L253 173V171H252V173H253V175H252V177H251V175H249L248 177L246 176H244V178H243V175H244V173H246V171H245V169H243V168H241L242 169V173H243V175L242 176H239V178H237L236 176H233L232 175V173L231 172H235V170H238V167H236ZM257 165V166H256ZM44 166V167H43ZM64 166H65V168H64ZM131 166H133V167H131ZM144 166L146 167V168H144ZM158 166V168L157 169H155V167H157ZM177 166V167H176ZM206 166V167H205ZM223 167V166H226V167H228L230 170H228V168H227V172H228V175L230 176V179H229V176L227 175V176H225V178L224 177H222V179L220 180V178L219 177H217V175H216V173L218 172V170L220 169V171H222L221 170V167ZM252 166V167H251ZM72 167V168H71ZM163 167H165V171H163ZM179 167V168H178ZM192 167V168H191ZM196 167V168H195ZM214 167V168H213ZM251 167V168H250ZM255 167H257V169L255 168ZM263 167V168H262ZM46 168H49V169H46ZM67 168V169H66ZM131 168H132V170H131ZM150 169V171L148 170V169ZM169 168V169H168ZM186 168V169H185ZM193 168H195V169H193ZM233 168V169H232ZM253 168H255L258 172H260V171H262V172H260V175H259V173L258 174H256L257 173V171L255 170V169H253ZM46 171H45V170ZM60 169V170H59ZM139 169V170H138ZM168 169V170H167ZM200 169V170H199ZM226 169V168H225ZM261 169H263V170H261ZM144 170V172L142 173V171ZM156 170V171H155ZM175 170V171H174ZM179 170H181V172H183V173H181ZM184 170V171H183ZM38 171H39V173H38ZM52 171H54V173L52 172ZM56 171V172H55ZM129 171H131V172H129ZM136 171L138 172V173H136ZM139 171H141V173L139 172ZM152 171H154V172H152ZM160 171V172H159ZM166 171H168V172H166ZM199 171V172H198ZM245 171V172H244ZM57 172H59V173H57ZM127 172H129V173H127ZM158 172V173H157ZM189 172H191L190 174H189ZM196 172V173H195ZM32 173V174H33ZM42 173H43V176L45 177H43V176H41L42 175ZM68 173V174H67ZM126 173V174H125ZM181 173V174H180ZM219 173V172H218ZM247 173H246V175H247ZM263 175H262V174ZM65 174V175H64ZM123 174V175H122ZM147 174V175H146ZM155 174V175H154ZM159 174V175H158ZM168 174V175H167ZM173 174V175H172ZM198 174V175H197ZM214 174V175H213ZM57 175V176H56ZM70 175H71V173H70ZM122 175V176H121ZM129 175V176H128ZM134 175V176H133ZM137 175V176H136ZM146 175V176H145ZM153 175V176H152ZM188 175V176H187ZM189 175H190V177H189ZM206 175V176H205ZM232 175V176H231ZM50 176V177H49ZM56 176V178H53V177H55ZM116 176H118V178L116 177ZM149 176V177H148ZM156 176V177H155ZM160 176H161V179H160ZM169 176V177H168ZM175 176H177V177H175ZM216 176V177H215ZM258 176V177H257ZM52 177V178H51ZM59 177V178H58ZM113 177V178H112ZM114 177H115V179L116 180H114ZM134 177H136V178H134ZM171 177V178H170ZM179 177H180V179H179ZM198 177H200V178H198ZM235 179H234V178ZM241 177H242V179L243 180H241ZM249 177H251L252 178V180L250 181V182H248L250 179H249ZM263 177V178H262ZM121 178H122V180H121ZM126 178V179H125ZM141 178V179H140ZM175 178V179H174ZM186 178H189L188 180L186 179ZM194 178H196L195 180H194ZM203 178V179H202ZM209 178V179H208ZM228 180H227V179ZM255 178H256V181H255ZM50 179V180H49ZM137 179V180H136ZM153 181H152V180ZM158 179V180H157ZM162 179L164 180V181H162ZM215 179V180H214ZM216 179H217V181H218V179H219V181H221V182H219V184H218V182H216ZM247 179V180H246ZM249 179V180H248ZM148 180V181H147ZM159 180H161V181H159ZM182 180V181H181ZM193 180V181H192ZM198 180H200V181H198ZM214 180V181H213ZM233 180H235V181H233ZM132 181V182H131ZM186 181H187V185H185L186 184ZM197 181V182H196ZM202 181V182H201ZM209 181V182H208ZM227 181V182H226ZM233 181V182H232ZM237 181V182H236ZM241 181V182H240ZM261 181L263 182L262 184H261ZM147 183V184H145V183ZM151 182V183H150ZM156 182V183H155ZM185 182V183H184ZM190 182V183H189ZM193 182V183H192ZM252 182V183H251ZM259 182V183H258ZM130 183V184H129ZM152 183L153 184H155V185H153L152 186ZM170 183V184H169ZM171 183H172V185H171ZM179 183V184H178ZM192 183V184H191ZM215 183L217 184V185H215ZM239 183V184H238ZM127 184H129V185H127ZM145 184V185H144ZM156 184H157V186H156ZM169 184V185H168ZM178 184V185H177ZM191 186V187H189V185ZM202 184V185H201ZM221 184V185H220ZM225 184H227V185H225ZM229 184H231V186L232 187H229L230 185ZM238 184V185H237ZM253 186H252V185ZM49 185V186H48ZM108 185H109V187H108ZM120 185V186H119ZM160 185H162V186H160ZM215 185V186H214ZM218 185H220L221 187H223L224 185V187H223V189L220 187H218ZM223 185V186H222ZM236 185V186H235ZM244 185V186H243ZM37 186H39V187H37ZM98 186V185H97ZM96 186V187H97ZM105 186V187H104ZM124 186V187H123ZM165 186H166V188H165ZM178 186V187H177ZM187 186V187H186ZM207 188H206V187ZM213 186V187H212ZM217 186V187H216ZM229 187V189H228V187ZM233 186H235V188L233 187ZM243 186V187H242ZM245 186H248L247 188L248 189H246V187ZM261 186V187H260ZM263 186V187H262ZM108 189H107V188ZM118 187V188H117ZM155 187V188H154ZM215 187V188H214ZM227 187V188H226ZM242 187V188H241ZM245 187V188H244ZM250 187V188H249ZM99 188V187H98ZM101 188H104L103 190L101 189ZM181 188V189H180ZM188 188V189H187ZM204 188V189H203ZM218 188H219V190H218ZM224 188H226V189H224ZM241 188V189H240ZM256 188H257V190H256ZM45 189H43L44 191H45ZM110 189V190H109ZM166 189V190H165ZM185 189V190H184ZM209 189H210V192H209ZM212 189V190H211ZM217 189V190H216ZM245 189V190H244ZM100 190V191H99ZM145 190V191H144ZM148 190V191H147ZM171 190H172V192H171ZM180 190V191H179ZM204 190V191H203ZM214 190H216V191H214ZM220 190H224L225 191V193H223L224 191H220ZM260 190V191H259ZM106 191L108 192V193H106ZM124 191V192H123ZM129 191V192H128ZM143 193H142V192ZM163 191V192H162ZM176 191H178V192H176ZM185 191H186V193H185ZM208 191V192H207ZM214 191V193H211V192H213ZM218 191H220L219 193L220 194H222V195H220L219 193H218ZM241 191H243V192H241ZM254 191H255V193H254ZM262 191V192H261ZM39 192H40V194H39ZM101 192H103L102 194H101ZM109 192H111V193H109ZM128 192V193H127ZM193 192V193H192ZM204 192V193H203ZM207 192V193H206ZM237 192V193H236ZM53 192H51V194H52ZM97 193H99V194H97ZM145 193V194H144ZM199 193V194H198ZM203 193V194H202ZM206 193V194H205ZM218 193V194H217ZM227 193V194H226ZM232 193V194H231ZM236 195H235V194ZM245 193V194H244ZM260 193V194H259ZM36 196H35V195ZM42 194H43V192H42ZM110 195L111 194V196H109V197H111L110 198V202H109V200H108V202L106 203H103V199L105 198V200H107L108 198V196L106 197L105 195ZM126 194V195H125ZM129 194V195H128ZM130 194H132V196L130 195ZM144 194V195H143ZM164 194V195H163ZM180 194V195H179ZM187 194V195H186ZM194 194V195H193ZM242 194V195H241ZM37 195H38V197H37ZM40 195V196H39ZM103 195L105 196V197H103ZM115 195V196H114ZM119 196V198H118V196ZM121 195H122V198H121ZM193 195V198L191 197ZM197 195V196H196ZM198 195L200 196V198L198 197ZM235 195V196H234ZM238 195H241L240 197L238 196ZM256 195V196H255ZM259 195H260V197H259ZM101 196V197H100ZM131 196V197H130ZM187 196V197H186ZM204 196V197H203ZM209 196H211V197H209ZM215 196V197H214ZM222 198H221V197ZM248 196L250 197L249 198V200H248ZM129 197V198H128ZM133 197V198H132ZM206 197H208V198H206ZM238 197H239V199H238ZM251 197H253V198H251ZM255 197H256V199H255ZM10 198V199H9ZM9 198H6V199H4L3 200V202H1L2 204H0V208L1 207H4V208H1V210L2 211H0V219H1V221H2V224L0 225L1 227H2V225H3V223H5V225H4V229L2 228V230H3V232L5 233V234H7V235H9V236H11L12 234L14 235L15 233H16V231L18 230V228H19V226H20V224L18 225V223H17V221L19 220V213L21 212V210H22V208L19 206V199L18 198H16V197H14V196H11V197H9ZM53 198L54 197H50V196H43V201H44V203H45V206L42 208V209H40V211H44V209L46 208V207H48L49 206V204L53 201ZM99 200H98V199ZM129 200H128V199ZM188 198V199H187ZM204 198H206V199H204ZM233 198H235V199H233ZM119 199L121 200V199H124L125 200V204L127 203V205H125L123 202H117V201H119ZM155 199V200H154ZM187 199V200H186ZM190 199L192 200V202L190 201ZM230 199H232V200H234V203H231L232 202V200H230ZM238 199V200H237ZM262 200V202L260 201V200ZM98 200V201H97ZM153 200V201H152ZM162 200V201H161ZM201 200H202V202H201ZM205 200V201H204ZM223 200V201H222ZM227 200H230L231 202H229V201H227ZM236 200V201H235ZM257 200V201H256ZM16 201V202H15ZM18 201V202H17ZM95 201H97V202H95ZM123 201V200H122ZM128 201V202H127ZM200 201V202H199ZM222 202V205H220V206H218V208H216V207H214L215 205H219V204H221V203H218V202ZM245 201V202H244ZM248 201V202H247ZM251 201H253V202H251ZM260 201V202H259ZM133 202V203H132ZM153 204H152V203ZM158 202V203H157ZM161 202H162V204H161ZM166 202V203H165ZM187 202V203H186ZM195 202V203H194ZM197 202V203H196ZM214 204V206H212V203ZM250 202V203H249ZM87 203H89V204H87ZM98 203V204H97ZM132 203V204H131ZM143 203V204H142ZM201 203H204L203 205H201ZM206 203V204H205ZM230 203L232 204L231 206H229L230 205ZM7 204V205H6ZM105 204V205H104ZM113 204H118V206L120 207V208H122V206H124L123 207V209H120L119 211L121 212H119L120 214H118V215H116V217H115V219H114V217L113 218H111L109 221H108V223H106L105 225L106 226H104V221L105 220H107V218L105 217V216H108V212L110 211V209H111V206ZM120 204H121V206H120ZM124 204V205H123ZM137 204H138V206H137ZM193 206H192V205ZM199 204V205H198ZM255 204V206L253 207H251V205H254ZM259 206H261V207H259ZM5 205L7 206V208L9 209V208H12V209H6V207H5ZM13 205V206H12ZM106 205H108V206H106ZM132 205V206H131ZM165 205H166V208H165ZM206 205V206H205ZM210 207H213L214 208V212L215 211H218L219 213H214L213 212V210L211 211V209H213V208H210ZM244 205H245V208H243L244 207ZM246 205H250V207H248V206H246ZM10 206V207H9ZM15 206V207H14ZM18 206V208L16 209V207ZM83 206V207H82ZM101 206V207H100ZM127 206V207H126ZM130 206L131 207H133V208H130ZM203 206H205L204 208H203ZM209 208H208V207ZM221 206L223 207L222 209H221ZM233 206H235V207H233ZM241 206V210H240V207ZM20 207V208H19ZM169 207V208H168ZM190 207V208H189ZM206 207L208 208V209H206ZM256 207V208H255ZM86 208V209H85ZM101 208V209H100ZM109 208V209H108ZM158 210H157V209ZM193 210H192V209ZM226 208V209H225ZM228 208V209H227ZM258 208H259V210H258ZM94 209V210H93ZM104 211H103V210ZM128 209V210H127ZM132 209H133V211H132ZM136 209V210H135ZM137 209H138V211H137ZM152 209V210H151ZM170 209V210H169ZM196 209V210H195ZM207 210V212H212V213H214L215 214V216H213L214 214H212L211 216H213V219H214V217L216 218L217 216H218V218H220L219 217V215L220 216H222L221 214H223V216H222V218H224L223 220H221V221H219V222H221V223H219V222H213V221H215V220H219V219H210V225H211V222H213L212 223V228H214L215 229V227H214V224H216L215 226H217V227H219V229H217V230H221L220 232H219V234H216V233H218V232H215V230L213 231V229H209L210 228V225L207 223V217H206V215H209V217L208 218H210L211 216H210V212H209V214H207V212H205L206 210ZM210 209V210H209ZM216 209H218V210H216ZM220 209V210H219ZM13 210V211H12ZM91 210H93V211H91ZM96 210V211H95ZM101 210V211H100ZM107 210V211H106ZM144 210V211H143ZM150 210V211H149ZM153 210L156 212V214H157V212H158V214L157 215H159L158 217H159V219L161 218L162 220L160 221L161 223V225L160 224H158L159 222H155L156 220H154L153 219V217L154 216H152V212H153ZM187 210H188V212H187ZM198 210H200V212L198 211ZM204 212H203V211ZM222 210V212L220 213V211ZM231 210H233V211H231ZM243 210V211H242ZM255 210H257L256 212H255ZM16 211V212H15ZM91 211V212H90ZM128 211V212H127ZM187 213H186V212ZM193 211V212H192ZM195 211H197V212H195ZM226 211V213H224ZM227 211H228V215H227ZM229 211L230 212H232V213H229ZM235 211V212H234ZM248 211V212H247ZM6 212V213H5ZM14 212V213H13ZM99 212V213H98ZM102 212V213H101ZM105 212H106V214H105ZM123 212V213H122ZM138 214H137V213ZM145 212V213H144ZM164 212V213H163ZM250 212V213H249ZM254 212V213H253ZM257 212H258V214H257ZM4 213V214H3ZM96 215H95V214ZM126 215H125V214ZM168 213V214H167ZM191 213V214H190ZM195 213H196V216H199V217H196L195 216ZM201 213H203L202 215H201ZM9 214V215H8ZM10 214H11V216H10ZM14 214H15V216H14ZM86 214H87V216H86ZM141 214V215H140ZM174 214V215H173ZM184 214V215H183ZM198 214V215H197ZM205 214V215H204ZM226 214V215H225ZM232 214V215H231ZM247 214V215H246ZM256 214H257V216H256ZM5 215V217L3 218V216ZM80 215V216H79ZM100 217H99V216ZM120 215H121V217L126 221V223H127V225L126 224H123V225H125V226H123L122 225V223H125V221H123V219H119V222H117L118 221V218H121L120 217ZM127 215H134V217L133 216H129L130 217V219H129V217L127 216ZM137 215V216H136ZM153 215H154V213H153ZM168 215V216H167ZM200 215H201V217L203 216L204 218H205V221H206V223L205 224H208L209 225V227H208V229L210 230V231H213L211 234H208L206 231V227L205 226H203V229L201 230V226H202V224H199V223H203V222H200V219H198V218H201L200 217ZM217 215V216H216ZM225 215V216H224ZM239 217H237V216ZM78 216V217H77ZM82 216H84V217H82ZM96 216V217H95ZM117 216H119V217H117ZM138 216H139V218H138ZM152 216V217H151ZM193 216H195L194 218H196L197 220L196 221H194V218H193ZM228 216V217H227ZM260 216V217H259ZM93 217V218H92ZM103 217H105V219L103 218ZM127 219H126V218ZM137 217V219H140L138 222H136V219H133V218H136ZM148 217V218H147ZM167 217V218H166ZM190 217V218H189ZM192 217V218H191ZM203 217L201 218V220L203 219ZM227 217V218H226ZM241 217V218H240ZM244 217V218H243ZM248 217V218H247ZM255 217V218H254ZM263 219H262V218ZM13 218V219H12ZM18 218V219H17ZM77 218H79V219H77ZM90 218V219H89ZM150 218V219H149ZM185 218V219H184ZM212 218V217H211ZM222 218H220V219H222ZM231 218V219H230ZM238 219V220H236V219ZM254 218V219H253ZM261 218V219H260ZM11 219L13 220V221H11ZM17 219V220H16ZM93 219V220H92ZM96 219V220H95ZM131 219H133V220H131ZM188 219L190 220H192V221H194L193 223H192V221H188ZM241 219V220H240ZM245 221H244V220ZM86 220V221H85ZM89 220V221H88ZM100 220V221H99ZM121 220H122V222H121ZM128 220V221H127ZM153 220V221H152ZM182 220V221H181ZM185 220V221H184ZM187 220V221H186ZM232 222H231V221ZM261 221V222H258V221ZM9 221V225L8 224H6L7 222ZM15 221V222H14ZM99 221V222H98ZM146 221V222H145ZM148 221H150V222H148ZM178 221V222H177ZM222 221H223V224H222ZM230 222V223H228V222ZM242 223H241V222ZM255 221V222H254ZM14 222V223H13ZM89 222V223H88ZM92 222V223H91ZM117 222V223H116ZM132 222H133V224H132ZM135 222V223H134ZM153 222V223H152ZM165 222V223H164ZM249 222V223H248ZM254 222V223H253ZM13 223V224H12ZM75 223H76V225H75ZM81 223H83V224H81ZM85 223V224H84ZM95 223V224H94ZM114 223H116V225L117 224H121L120 226L119 225H115ZM191 223V224H190ZM197 223V224H196ZM226 223V224H225ZM233 223V224H232ZM234 223H239V224H235L234 225ZM244 223V224H243ZM253 223V224H252ZM259 223V224H258ZM68 224V225H67ZM89 224H90V226H89ZM110 224V225H109ZM154 224V225H153ZM193 224V225H192ZM204 224V223H203ZM221 224V225H220ZM245 224H248L247 226L245 225ZM261 224V225H260ZM16 226V225H18V226H16V227H13V226ZM70 225V226H69ZM75 225V226H74ZM86 225V226H85ZM101 225H103L104 227L103 228H100L101 227ZM114 225H115V228H114ZM141 225H143V226H141ZM172 225V226H171ZM180 225V226H179ZM223 225V229L220 227V226H222ZM226 225V226H225ZM231 225V226H230ZM233 225V226H232ZM250 225V226H249ZM253 225V226H252ZM255 225H257V226H255ZM7 226H9V227H7ZM107 226L110 228H108V230H106L107 229ZM121 226H123V227H121ZM127 226V227H126ZM156 226V227H155ZM166 226V227H165ZM188 226H190V227H188ZM207 226V225H206ZM225 226V227H224ZM229 226V227H228ZM234 226H235V229H234ZM238 226V227H237ZM259 226H261V228L259 227ZM263 226V227H262ZM10 227H12V229H10ZM88 227V228H87ZM99 227V228H98ZM112 227V228H111ZM117 227V228H116ZM125 227V228H124ZM136 227H137V229H136ZM146 227V228H145ZM151 227V228H150ZM163 227V228H162ZM169 227V228H168ZM176 227V228H175ZM186 227V228H185ZM192 227V228H191ZM216 227V228H217ZM233 227V228H232ZM241 227V228H240ZM252 227V228H251ZM52 228V229H51ZM104 228H106L105 230H103ZM127 228V229H126ZM162 228V229H161ZM184 228H185V230H184ZM193 228H194V230H193ZM196 228V229H195ZM199 228V229H198ZM239 228V229H238ZM246 228H248V229H246ZM251 228V229H250ZM256 228V229H255ZM258 228V229H257ZM7 229V230H6ZM114 229H116V231L114 230ZM158 229V230H157ZM159 229H160V231H159ZM164 229V230H163ZM177 229V230H176ZM187 229V230H186ZM225 229V230H224ZM229 229V230H228ZM231 229V230H230ZM238 229V230H237ZM262 229V232L260 233V230ZM65 230V231H64ZM82 230V231H81ZM120 230V231H119ZM136 230H138V231H136ZM154 230V231H153ZM157 230V231H156ZM179 230V231H178ZM190 230V231H189ZM191 230H193L192 232H191ZM195 230H196V233L198 234H195L194 232H195ZM216 230V231H217ZM224 230V234L226 233V234H228V235H223V231ZM228 230V231H227ZM242 230H244V231H242ZM79 231H81L80 233H78ZM122 231V232H121ZM158 231H159V233H158ZM163 231H164V233H163ZM178 231V232H177ZM186 233H185V232ZM234 231H236L235 233H234ZM238 231H240V234H239V232ZM247 231H249V233L250 234H248V233H246ZM144 232H146V233H144ZM148 232H151V233H148ZM156 232V233H155ZM174 232H175V235H174ZM188 232V233H187ZM201 232H202V234H201ZM238 232V233H237ZM154 233V234H153ZM168 233V234H167ZM199 233H200V235L203 237V239H202V237L199 235ZM233 233V234H232ZM257 234V236L255 235V234ZM260 233V234H259ZM148 234L150 235V236H148ZM155 234L157 235V234H159V235H161V236H159V235H157L156 237H155ZM164 234L166 235L165 237H164ZM172 234H173V237L174 238H172ZM188 237H186L185 235ZM194 234V235H193ZM208 234V235H207ZM235 234V235H234ZM237 234H239V236L237 235ZM246 234V237H244V235ZM247 234H248V236H247ZM171 235V236H170ZM189 235V236H188ZM193 235V236H192ZM205 235L206 236H209V235H211V236H209V237H205ZM214 235H216V237H214ZM218 235V236H217ZM220 235H223V236H220ZM261 236V238H259L260 236ZM139 236H142V237H139ZM147 236V237H146ZM153 236V237H152ZM182 236V237H181ZM184 236V237H183ZM194 236H196L195 238H201L202 240H200L199 238L198 239H195L196 240V242H194V239L192 238V237H194ZM227 236V237H226ZM231 236H234L235 238H231V240L229 239ZM236 236H238V237H236ZM259 236V237H258ZM34 237V238H33ZM145 237V238H144ZM149 237V238H148ZM213 238V239H211V238ZM218 237H220V239H221V241H220V239L218 238ZM244 237V239L243 240H241V241H239L240 240V238L242 239ZM253 237H258V239H263V240H257V238H255L256 239V241L255 242H257V245H256V243L254 244V242L252 243H249L250 241L249 240H251V241H253L254 240V238ZM142 238H144L143 240H145V243H144V241H142L141 239ZM155 238V239H154ZM173 239V241H172V239ZM178 238V239H177ZM190 238H192L193 240H191ZM209 238L212 240V242H211V240H209ZM216 238H217V240L219 239V241H217L216 240ZM236 238H237V242H236ZM26 239H28V241H27V243H26V245H24V246H21V247H19L18 249H16L15 250V252L12 254V258H10L11 260H9L8 262H7V259L5 260V261H3L2 263H0V264H40V263H38L39 261H38V259L36 258V256L38 257V254H40V253H42V255H44V256H46L43 252L45 251V245H43V242L44 241H42V239H40V238H38V237H35V236H30V237H27ZM184 239V240H183ZM233 239V240H232ZM239 239V240H238ZM52 240V241H51ZM147 240V241H146ZM149 240H150V242H149ZM165 240L168 242V245H167V243L165 242ZM178 240V241H177ZM181 240V241H180ZM187 240V241H186ZM192 242H191V241ZM198 240V241H197ZM214 240H215V242H214ZM226 240L227 241H231L230 243V245L228 246L229 248H228V250H225V248H227V247H225V246H227V243H225L226 242ZM170 241L172 242V244H170ZM178 243V244H176V242ZM186 241V242H185ZM222 241H224V243L226 244L224 247H222L223 246V242ZM239 241V242H238ZM243 241H244V245L245 246H243V244H241V243H243ZM263 241V242H262ZM35 242V244L34 245H32V243H34ZM49 242V241H48ZM57 242V243H56ZM68 242H69V244H68ZM148 242V243H147ZM199 242V243H198ZM202 242H204V244L202 243ZM208 242V243H207ZM217 242V243H216ZM233 242H235V244H233ZM51 243H49V245L51 244ZM55 243V244H54ZM163 243V244H162ZM181 243H182V245H184V246H182L181 245ZM184 243V244H183ZM186 243V244H185ZM192 244V245H189V244ZM196 243H198V244H196ZM212 243V244H211ZM239 243V244H238ZM66 244H67V246H66ZM175 244V245H174ZM188 244V245H187ZM206 244H209V245H206ZM213 244H214V246H213ZM218 244V245H217ZM219 244H220V246H219ZM237 244V245H236ZM241 244V245H240ZM249 244V245H248ZM252 245V247H251V245ZM53 245H51L52 246V248L54 247ZM153 245H154V247L155 248H152L153 247ZM164 245V246H163ZM167 245V246H166ZM172 245H173V247H172ZM186 245V246H185ZM210 245H211V247H210ZM219 247V250H215V248L216 249H218V247ZM231 245H235L234 246V248H232L231 247ZM239 245L240 246H242V250H243V252H241L242 250L239 248ZM248 245V246H247ZM69 246V247H68ZM144 246V247H143ZM147 246V247H146ZM152 246V247H151ZM173 248V249H171V247ZM185 248L184 250L186 251H183V248ZM193 247V248H191V247ZM201 246H204V248H206V246L208 247H210V248H206V249H203V247H201ZM216 246V247H215ZM247 246V248H244V247H246ZM257 246V247H256ZM260 246V247H259ZM71 247H73L72 249H69V248H71ZM83 247H85V245H83ZM145 247L147 248V249H145ZM168 247V248H167ZM176 247V248H175ZM180 247V248H179ZM239 250H241V251H239L241 254L240 255H242V256H240V255H238V257L239 258H237V255L236 254H238L239 252H237V249ZM251 247V248H250ZM43 248H44V250H43ZM86 248V247H85ZM142 248V249H141ZM159 248V249H158ZM187 248V249H186ZM195 248V249H194ZM214 248V249H213ZM250 248V250L248 251V249ZM255 248V249H254ZM260 248V249H259ZM75 250V255L74 256H76V258H73L74 256H73V254H71V256H73V257H70V259H72L73 258V261H75L74 263H72V264H96V263H98V260L100 261V263L101 262H103L101 259H102V256L99 254V253H97L95 250V252H94V254L92 253V252H89V253H85V254H90L89 256H90V258H91V260H92V263H90V258L88 259V260H90V261H87L86 262V259L84 260V257L82 256V258H83V260H80L81 258H80V256H78L79 254H78V250ZM82 249H84V248H82ZM167 249V250H166ZM172 251H175L176 252V254H175V252H172ZM175 249V250H174ZM177 249V250H176ZM181 249V250H180ZM197 249V250H196ZM199 249V250H198ZM207 249H210L209 251L211 252V254H210V252H207L208 250ZM222 250V253H223V250L225 251V253H221V256H220V254H219V251L221 252V250ZM233 249V250H232ZM246 249H247V251H246ZM259 249V250H258ZM43 250V251H42ZM81 250V249H80ZM162 250V251H161ZM169 250V251H168ZM201 250V251H200ZM202 250H207L206 251V253H205V251H202ZM211 250H213V251H211ZM231 251L230 252V254L229 253H227V251ZM254 250V251H253ZM259 251V253H257L256 254V251ZM68 251V254H70L71 252H69ZM93 251V250H92ZM140 251V252H139ZM143 251H144V253H143ZM169 253H168V252ZM201 253H200V252ZM216 251V252H215ZM244 251H246L247 253L246 254H250V255H245L244 253ZM257 251V252H258ZM76 252H77V255H76ZM146 252H147V254H146ZM154 252H159V253H154ZM179 252V253H178ZM199 252V253H198ZM212 252H214V254H212ZM234 252V253H233ZM236 252V253H235ZM73 253V252H72ZM83 254H84V251L82 252ZM139 253V254H138ZM177 253H178V255H177ZM193 253V254H192ZM197 253V254H196ZM204 253V254H203ZM254 253V255H252ZM28 254H30V255H28ZM155 254V255H154ZM172 254H173V256H172ZM181 254H182V256H181ZM200 254V256H198ZM215 254H219V255H215ZM225 254H227V257H225L226 255ZM256 254V255H255ZM41 255V254H40ZM39 255V256H40ZM100 255V256H99ZM148 255V256H147ZM152 255H153V258H151L150 260L151 261H146L145 259H147V257H148V259L150 258V257H152ZM164 255V256H163ZM180 255V256H179ZM210 255H212V256H210ZM213 255H215L216 257H214ZM225 255V256H224ZM229 255H230V257H229ZM44 256H43V258H44ZM85 256V255H84ZM88 256V255H87ZM141 256H143V258L141 257ZM146 256V257H145ZM150 256V257H149ZM154 256H155V258H154ZM156 256H158V258H156ZM169 256H170V258H169ZM179 256V257H178ZM186 256H188V257H186ZM197 256V257H196ZM225 257L224 258V260L226 259V261L224 262V260H221L223 257ZM232 256V257H231ZM251 256V257H250ZM253 256V257H252ZM255 256V257H254ZM263 256V257H262ZM14 257H15V259H14ZM34 257L37 259V260H35L34 259ZM41 257V256H40ZM40 257H39V259H40ZM79 257V258H78ZM99 257V258H98ZM139 257H141V258H139ZM145 257V258H144ZM172 257L174 258V259H172ZM184 257H185V260L186 261H184ZM189 257H191V259L189 258ZM199 257V258H198ZM212 257H214L215 258V260H213V258ZM249 257V258H248ZM263 258L262 260L260 259V258ZM17 258V259H16ZM23 258H24V261H23ZM28 258V259H27ZM86 258V257H85ZM88 258V257H87ZM98 258V259H97ZM101 258V259H100ZM162 260H161V259ZM164 258V259H163ZM168 258H169V260H171V261H169L168 260ZM177 258V259H176ZM234 258H236V259H234ZM97 259V260H96ZM178 259H180L179 261H178ZM80 260V261H79ZM95 260H96V262H95ZM144 260V261H143ZM157 260V261H156ZM174 260V261H173ZM188 260V261H187ZM221 260V261H220ZM230 260V261H229ZM233 260H234V262H233ZM235 260H237V261H235ZM259 260V261H258ZM45 261V260H44ZM43 261V262H44ZM142 261V262H141ZM160 261V262H159ZM168 261V262H167ZM214 261V262H213ZM229 261V262H228ZM263 261V262H262ZM42 262V263H43ZM86 262V263H85ZM144 262V263H143ZM163 262V263H162ZM175 262V263H174ZM178 262H180V263H178ZM183 262H185V263H183ZM188 262V263H187ZM190 262V263H189ZM227 262V263H226ZM250 262V263H251ZM45 263V262H44ZM100 263H98V264H100ZM217 263V264H218ZM251 263V264H252ZM104 264V263H103ZM214 264H216V263H214Z\"/></svg>",
	"mask_w": 264,
	"mask_h": 264
},
{
	"label": "bare ground",
	"instance_id": "bare-ground-1",
	"mask_svg": "<svg viewBox=\"0 0 264 264\" xmlns=\"http://www.w3.org/2000/svg\"><path fill=\"white\" fill-rule=\"evenodd\" d=\"M98 0H0V204H2L1 202H3V200L4 199H6V198H9V197H11V196H14V197H16V198H18L19 199V206L22 208V210H21V212L19 213V220L17 221V223H18V225L20 224V226H19V228H18V230L16 231V233L13 235H11V236H9V235H7V234H5L4 232H3V230H2V228L4 227V225H5V223H3V225H2V227L0 226V263H2L3 261H5L6 259H7V262L9 261V260H11L10 258H12V254L15 252V250L16 249H18L19 247H21V246H24V245H26V243H27V241H28V239H26L27 237H30V236H35V237H38V238H40V239H42V241H44L43 242V245H45L44 247H45V251L43 252L46 256H44V255H42V253H40V254H38V257L36 256V258L38 259V263H40V264H72V263H74L75 261H73V258H76V256H74L75 254V250L77 249V247H75L76 249L74 250V251H69L68 250V248L66 247V248H64V243H57V244H55V245H53L52 243H53V241H52V243L50 242V240L48 239V236H47V234H46V231H45V226H47L48 224H49V221L51 220V219H54L53 217L54 216H56V214H62V213H64L65 214V210L64 209H66V207L67 206H75V205H80V204H83V203H86L87 202V200L89 199V197L94 193V192H96V191H98V189H100V182L103 184V182L102 181H104L103 179L105 178V177H107L110 173H114V172H117L118 170H120L121 168H123V167H126V166H128L129 167V164H130V161L131 160H133L136 156H138V154H140V153H143V152H145L144 150H148V147H150V146H153V144H155V145H157L158 143L160 144V142H165V141H168V140H171L172 138H174L176 135H178L179 133L181 134V133H183V132H186V131H190V130H192L193 132H194V130L196 131V129H194V128H196V127H198V129L200 128V126H204L205 128H208V132H210V133H208L209 135H211V134H213V141H215L217 144H215L214 142H210L211 143V145H221L222 146V150H223V152H222V158H224V159H232V160H234V162H232V163H230V167L231 166H233L234 165V167H235V164H237L238 162H237V160H240V155H242V157L241 158H246V157H243V154H246V153H244V152H246L245 151V149H253L251 152V155L253 154V153H257L258 154V152L260 151L261 153H262V151H264V150H261V149H258L257 151L258 152H256V151H254V150H256L255 148L257 147V146H261V144H262V146H263V143H262V141H261V139H263L264 140V138H261L258 134H259V132L260 131H263V129H259V128H255V129H253V128H251V126L252 125H254L255 123V121H253V122H245L244 121V117L245 116H247L248 115V113H250L251 111H257V110H259L258 111V113L259 114H261V113H263V112H261L260 113V110L261 109H263L264 108V69H260V67H261V65L264 67V43H263V45L262 44H260V46L259 45H257V44H259V43H257V44H254L253 42H254V40H253V47L252 48H254V47H256L255 49H245V47L244 46H242V47H244V49H245V52L246 53H248L249 54V57L250 58H253V60H252V62H253V65H252V63H251V61H250V65H252L251 67H250V69H246L245 67V69L243 68L242 70H243V74H242V71H241V74H242V77H241V80L238 82V83H235L234 81H233V83H234V85H232V87H228L227 85L224 87V85L223 84H225V82L222 84L221 83V85L224 87V88H222V87H220V85L217 83L216 84V82H214L215 83V85H214V83H213V80L210 82H208V83H213V85L212 86H210V85H206L205 86V83L207 82L206 80V82L203 80V82H205L203 85H204V87L201 85V84H199V85H201V87H203L204 89H200V88H197L195 85H194V88H193V90L192 91H194L195 92V94H193V93H191L192 91H190V89H192V87L191 86H189V87H191L189 90H188V86H185V88L187 89L186 91H190V92H188V93H186L187 94V96L188 97H194V95H195V99H196V97L198 98V100H196V101H199V100H201L200 99V97H204L205 96V99L202 97V100L204 99V101H199V104H198V102H196V104L194 103H191V101L193 102V100H191L190 101V103H188V105L187 106H184L185 108H187V107H193L194 108V110H191V108L189 109V110H191L190 112L188 111V112H184L185 110H187V109H183V110H181L182 109V107H181V109L180 110H178V111H173L172 110V112L170 113H168V109H166L167 110V114L166 115H163L160 119H158L157 121H155V123L153 124L152 123V125H150L151 127H149L148 126V130L147 131H144L145 133H146V135L144 134V132L143 133H140V132H138L136 135H143L144 136V138H143V136H142V138H141V140H140V138H138L139 136H136L135 135V137L136 138H134L136 141L138 140L139 142L136 144V145H134V144H132V145H130L129 143L128 144H124V146H113V147H108V148H105L104 146V148H102L101 149V151H103V149H104V152L102 153L101 151H100V153H98V154H102L101 156L100 155H98L97 154V157H95V158H93L92 156H90V154L91 153H86V155L87 156H85V158L86 159H83L82 158V156L83 155H81L83 152H85V145L86 144H88L89 145V143L91 142V145H93L92 144V141H91V139H93V138H91L92 137V135H90L91 133H92V131L94 130V129H96L97 127V125L98 124H100L101 122H103L102 120L103 119H105V116H104V118L101 116V118H100V120H101V122L99 123V121L100 120H98V118L96 119V120H94V126L92 127V126H90V121H87V123L86 124H89V126H86L85 128L82 126L85 122H84V120H83V124L82 123H79L78 125H77V128L75 127L74 128V126H72L71 125V127H72V131H75L74 129H76V132H75V136H73V137H71L69 140L67 139V138H69L68 137V133L69 132H65L64 130L65 129H67L68 128V126L66 125L67 123H68V125H69V122L71 121V118L73 117V116H71L72 114H73V111H71L72 112V114L70 115L71 117L70 118H68V119H70L69 120V122H67L68 120L66 119L67 117H66V115H65V122L66 123H64L63 121H59V120H57V124H59V122L60 123H62L63 122V124L65 125V126H63V129H64V127H66L63 131L64 132H62L61 131V134L63 135L64 133L67 135V137L65 136V135H61V137L62 138H66L67 139V141H65V140H60L59 138H60V133H56V134H58V135H56V134H54L55 136H50L48 133H49V131H48V129H49V127H50V129L52 128V125H51V120L54 118V117H57V116H55L59 111L57 110V113L56 114H53V113H51V115H49L50 116V118H52V119H49L50 120V124H48V120H46L45 118H46V114H45V110H47L48 111V109H46V108H48V107H45V106H47V104L45 105V102H47L46 100H47V97L49 96V95H52L53 97H52V100L55 98H57L58 96H68V94L70 93V92H68V90H69V88L71 87V86H69V87H67L66 85H65V82L66 81H69V79H70V74L69 73H67L68 72V70L70 69V67H71V64H73V60H75V59H77V56L79 55L80 56V53L74 58L73 56H71V55H68L67 54V52L66 51H61V49H63L64 48V44H65V42H67V41H69L68 39L69 38H73L72 40H73V42H75V40H74V38L75 37H78V35L80 34V35H84V34H82L81 32H82V29L84 28H86L85 27V24H79L78 23V21L79 20H83V21H85V19H87L88 18V20H90L91 19V17L94 15V16H98V15H96V11L97 10H99V9H97V8H99V7H97V3L99 2H97ZM113 2H114V0H112ZM118 1V0H117ZM167 1V0H166ZM164 2V0H119L118 2H121L120 4H123L124 3V5H125V8H124V10H125V12H124V10L123 11H121L122 9L121 8H119L117 11L119 12V10H120V13H122L121 14V16H117V17H119V19H121V17L123 18V19H125L126 17H128V15L127 16H125V14L124 13H128L130 16L128 17L129 19H125V20H128V21H130L129 22V24H131V25H127L126 24V22H125V24H126V26L128 27L127 28V30L130 28V27H132V22H139V24L141 25L142 23H143V25H141V29H142V31H144V33H145V37H146V39L147 40H149L150 42H151V40H155V39H158L159 37H164V40L166 39V43L164 42V44H162V43H160V45H159V43H158V45L160 46V48L163 46V48L164 49H167L168 50V48L170 49V51H169V53L171 52V55L172 56H174L176 53L175 52H177V53H180V54H184V55H186L185 53H190V54H192L193 53V55H194V51L192 52V50H193V47H195L196 46V44H192V43H189L188 41L189 40H187V42L188 43H180V39L182 38V37H184L185 36V31L187 32L188 31V27H183V25H178V24H175V26H174V24L172 25V24H170V23H172L171 22V20H168L169 22H166L165 23V21L168 19V18H173V19H175V18H177L178 16L177 15H179L180 14V7L181 6H183L184 5V7L186 8V6L187 5H192V2L191 1H193V0H191L190 2H191V4L190 3H188L187 4V1L189 2V0H169V1H171V9H169L166 5H165V3H170L169 1H167V2ZM208 1H210V0H208ZM216 1V0H215ZM225 1V0H224ZM224 1H223V3H220V4H229V3H224ZM233 1V0H232ZM248 0H240V2H244V7H245V5H246V3L245 2H247ZM254 1V0H253ZM256 1V0H255ZM261 1V0H260ZM107 2V1H106ZM109 2H110V0H109ZM109 2H107V4L109 3ZM117 2V3H118ZM162 2V3H161ZM164 2V3H163ZM194 2V1H193ZM198 2V1H197ZM196 2V3H197ZM206 2V1H205ZM212 2V1H211ZM229 2V1H228ZM230 2H231V0H230ZM239 2V1H238ZM251 2H252V0H251ZM250 2V4H247L246 6H248V7H250L249 5H252V3ZM258 2V1H257ZM257 2H254V3H257ZM114 3H116V2H114ZM187 5H186V4ZM208 3V2H207ZM232 3V2H231ZM231 3H230V5H231ZM234 3V2H233ZM253 3V4H254ZM92 4L93 5H96L95 6V9H97V10H95L94 8H92L93 6H92ZM110 4V3H109ZM119 4V3H118ZM211 4V3H210ZM237 4V3H236ZM241 4V3H240ZM243 4V3H242ZM259 4V3H258ZM258 4H256L257 6H258ZM90 5H91V7H90ZM99 5H100V3H99ZM106 4H104V6H105ZM114 6H117V4H113ZM113 5H110V6H113ZM124 5H123V7H124ZM186 5V6H185ZM199 5H201V4H199ZM264 5V4H263ZM262 5V7H264ZM107 7H108V9H106V10H111V12H113L114 13V11H112V9H109V8H115V9H117L116 7H109V5H106ZM162 6H165V7H162ZM172 6H174V9L172 8ZM195 6V5H194ZM198 6V5H197ZM208 6H209V4H208ZM214 6H215V4H214ZM217 6V5H216ZM229 6V5H228ZM233 6V5H232ZM101 7V6H100ZM118 7H119V5H118ZM196 7V6H195ZM227 7V6H226ZM259 7H261V6H259ZM258 7V8H259ZM90 8V9H89ZM104 7H102V9H103ZM253 8V7H252ZM251 8V9H252ZM257 8V9H258ZM89 9V10H88ZM105 9V8H104ZM169 9V10H168ZM187 9V8H186ZM189 9H190V6H189ZM189 9H188V11H189ZM196 9V8H195ZM214 9H216V7L214 8ZM220 9V8H219ZM256 9V10H257ZM88 10V11H87ZM114 10V9H113ZM184 10V9H183ZM193 10H194V8H193ZM200 10V9H199ZM208 10V9H207ZM218 10V9H217ZM229 10H230V8H229ZM234 10V9H233ZM241 10H243V9H241ZM264 10V9H263ZM102 11V10H101ZM180 11V12H179ZM187 11V12H188ZM191 11V10H190ZM216 11V10H215ZM215 11H212V12H215ZM225 11H226V9H225ZM259 11H261V9L259 10ZM99 12V11H98ZM110 12V13H111ZM185 12V11H184ZM202 12V11H201ZM217 12V11H216ZM226 12H229V11H226ZM241 12V11H240ZM239 12V13H240ZM100 13V12H99ZM103 13H104V10H103ZM103 13H101V14H103ZM105 13H109V12H105ZM109 13V14H110ZM112 13V15L113 16H116V13H115V15ZM189 13V12H188ZM205 13V12H204ZM206 13H208V12H206ZM230 13V12H229ZM260 14H261V12H259ZM98 14V13H97ZM124 14V15H123ZM187 14V13H186ZM190 14H191V12H190ZM209 14V13H208ZM211 14V13H210ZM231 14V13H230ZM237 14H238V12H237ZM259 14V15H260ZM106 16H108V17H110V15H107V14H105ZM104 15V16H105ZM112 15H111V17L110 18H113L112 17ZM118 15H119V13H118ZM196 15V14H195ZM204 15H206V14H204ZM220 15H222V14H220ZM225 15H227V13L226 14H224V17H225ZM232 15H234V12H233V14ZM236 15V14H235ZM263 15V14H262ZM262 15H260V17L262 16ZM100 16H102V15H100ZM106 16L104 17V20L106 19ZM123 16H125V17H123ZM186 16V15H185ZM247 16V15H246ZM246 16L244 17V19H246ZM249 16V15H248ZM108 17H107V20H108ZM190 17V16H189ZM209 17H210V15H209ZM223 17V16H222ZM223 17V18H224ZM227 17H229L228 15H227ZM259 16L257 15V18H258ZM259 17V18H260ZM264 17V16H263ZM100 18V17H99ZM212 18V17H211ZM218 18V17H217ZM216 18V19H217ZM229 18H231V16L229 17ZM243 18V17H242ZM253 19L255 18V17H252ZM257 18H255V20L257 19ZM259 18H258V20H256V21H258V22H260V24H261V20H259ZM78 19V20H77ZM97 18H95V20L94 21H96V23H94L93 22V20H92V22H93V24H94V26H96L97 25V21L98 20H96ZM116 19V18H115ZM122 19V20H123ZM249 19H251V18H249ZM116 20H118V19H116ZM163 20V21H162ZM183 20V19H182ZM184 20H186V19H184ZM215 20V19H214ZM222 20V19H221ZM227 20H229V19H227ZM254 20V21H255ZM103 21V20H102ZM111 21V23H113V21L112 20H110ZM158 21H161L163 24L161 25L160 23V25L158 24ZM176 21V20H175ZM206 21H209L208 20V17H207V19H206ZM211 21V24H212V20H210ZM92 22H89V21H87V23H86V26L88 27V28H90L91 26L90 25H92ZM108 22L109 21H107V24H108ZM120 22V21H119ZM147 22H149L148 24H147ZM179 22V21H178ZM214 22V21H213ZM219 22V21H218ZM217 22V23H218ZM223 22V21H222ZM236 22H238V21H236ZM235 22V23H236ZM251 22H253V21H251ZM91 23V24H90ZM117 23V22H116ZM128 23V22H127ZM173 23H175L174 22V20H173ZM194 23V22H193ZM220 23V22H219ZM227 23H230V22H227ZM226 23V24H227ZM234 23V24H235ZM239 23V22H238ZM244 23H246L245 22V20H244V22L242 23L243 25H244ZM262 23H264V22H262ZM96 24V25H95ZM104 24H106V23H104ZM134 24V23H133ZM138 24V25H139ZM145 24V25H144ZM191 24V23H190ZM204 24V23H203ZM211 24H209V25H211ZM225 24V25H226ZM240 24V23H239ZM247 24V23H246ZM251 24V23H250ZM259 24V26H261ZM114 25V24H113ZM137 25V24H136ZM137 25V26H138ZM197 26H198V24H196ZM201 25V24H200ZM229 25V24H228ZM232 25V24H231ZM241 25V24H240ZM239 25V26H240ZM248 25V24H247ZM264 25V24H263ZM93 26V25H92ZM99 26V25H98ZM98 26H96L97 27V29H98ZM104 26V25H103ZM120 26H121V24H120ZM135 26V25H134ZM175 27V29H176V33L174 32L175 31V29H173L174 27ZM207 26V25H206ZM215 26V25H214ZM235 26H237V25H235ZM246 26V25H245ZM255 26V25H254ZM259 26H256L257 28H260ZM76 27V28H75ZM96 27H94L93 28V30L92 31H94V29L96 28ZM113 27V26H112ZM115 27H117L116 25H115ZM136 27V26H135ZM201 27V26H200ZM212 27V26H211ZM87 28V29H88ZM104 28V27H103ZM159 28H160V30H161V32H159L158 30H159ZM178 28V29H177ZM197 28V27H196ZM210 28V27H209ZM245 28V27H244ZM247 28V27H246ZM251 28V27H250ZM262 28V27H261ZM264 28V27H263ZM92 29V28H91ZM108 29V28H107ZM115 29L116 28H114V31H115ZM119 29V28H118ZM120 29H122V28H120ZM130 29H132V28H130ZM130 29H129V33H130ZM133 29H135V28H133ZM205 29V28H204ZM208 29V28H207ZM212 29V28H211ZM238 29H240V28H238ZM249 29V28H248ZM253 29H255V27L253 28ZM252 29V34H254V30ZM96 30V29H95ZM104 30V29H103ZM110 29H108V31H109ZM112 30V29H111ZM171 30L173 31V32H171ZM190 31H192L193 30V28H192V30L191 29H189ZM216 30H217V28H216ZM227 30V29H226ZM246 30V29H245ZM256 30V33H257V30L258 29H255ZM87 32H88V30H86ZM89 31H90V29H89ZM92 31H90V32H92ZM96 31H98V30H96ZM95 31V32H96ZM102 31V30H101ZM101 31H99V32H101ZM113 31V30H112ZM123 31V30H122ZM125 31V30H124ZM123 31V32H124ZM141 31V32H142ZM195 31V30H194ZM200 31H202V30H200ZM205 31H206V29H205ZM209 31V30H208ZM208 31H206L205 33H207ZM214 31H215V29H214ZM228 31V30H227ZM236 31V30H235ZM259 31V30H258ZM104 32V31H103ZM136 32H138L137 30H136ZM136 32H134V34L133 35H135L136 34ZM189 32V31H188ZM187 32V33H188ZM202 32H204V31H202ZM248 32V31H247ZM261 32H263V31H260V33ZM107 33V32H106ZM118 33V32H117ZM128 33V32H127ZM193 33V35H194V32H192ZM204 33V34H205ZM213 34H214V32H212ZM211 33V34H212ZM236 33V32H235ZM255 33V34H256ZM87 34H90V36L88 37V36H86V38L88 37V38H91L92 36V34L91 33H87ZM86 34V35H87ZM96 34V33H95ZM99 34V33H98ZM101 34V33H100ZM123 34V33H122ZM131 34V33H130ZM220 34V33H219ZM243 34V33H242ZM241 34V35H242ZM247 34V33H246ZM245 34V35H246ZM255 34L253 35V36H255ZM79 35V36H80ZM105 34L103 33V35H100V36H104ZM107 35H110V34H107ZM119 35V34H118ZM118 35H117V37H118ZM127 35V34H126ZM132 35V34H131ZM184 35V36H183ZM202 35V34H201ZM200 35V36H201ZM257 35H258V33H257ZM256 35V37H258V38H260V37H263V35H264V33H263V35L262 36H257ZM261 35V34H260ZM120 36L122 37V35H121V33H120ZM125 36V35H124ZM138 36H139V34H138ZM138 36H136V37H138ZM219 36V35H218ZM223 36V35H222ZM251 37H252V35H250ZM83 37V36H82ZM81 37V38H82ZM94 37V36H93ZM92 37V38H93ZM97 38L95 39V41L96 40H98V38H99V40L98 41H100V37H98V35L96 36ZM106 37V36H105ZM117 37H106V38H110L109 40H113V39H111V38H117ZM130 37H132V36H130ZM129 37V38H130ZM167 37V38H166ZM189 37V36H188ZM190 37H192L191 35H190ZM205 37H206V35H205ZM246 37V36H245ZM102 38V37H101ZM125 38V37H124ZM141 38H142V34H141ZM185 38V37H184ZM197 38V37H196ZM207 38V37H206ZM244 38V37H243ZM250 38V37H249ZM258 38H256V40L258 39ZM76 39V38H75ZM84 39H85V36H84ZM137 39V38H136ZM161 39V38H160ZM168 39H170V40H168ZM193 39H195V38H193ZM192 39V40H193ZM209 39V38H208ZM240 39H241V37H240ZM245 39V38H244ZM247 39V38H246ZM251 39H253V38H251ZM250 39V40H251ZM261 40H263L264 38H260ZM260 39L259 40H257L258 42L260 41ZM71 40V39H70ZM81 41L83 40V39H80ZM86 40V39H85ZM85 40H84V42H85ZM94 40V39H93ZM125 40V39H124ZM134 40V39H133ZM162 40V39H161ZM168 40V41H167ZM174 42H173V41ZM182 40V39H181ZM198 40H200V38L198 39ZM215 40V39H214ZM90 41H91V39H90ZM103 41H105L104 39H103ZM110 41V42H111ZM116 41H118V38H117V40ZM122 41V40H121ZM141 41V40H140ZM157 41V40H156ZM156 41H154V42H156ZM212 41V40H211ZM241 41V40H240ZM252 41V40H251ZM264 41V40H263ZM71 42V48H73V46H76V47H74V48H76V50H77V47H79V46H81L80 44H82V42L81 43H79V44H75L74 45V43L72 42V41H70ZM87 42H88V39H87ZM109 41H108V43H110ZM131 42V41H130ZM137 42V41H136ZM154 42H152V43H154ZM191 42V41H190ZM203 42V41H202ZM224 42V41H223ZM256 42V41H255ZM77 43V42H76ZM91 43V42H90ZM93 43V42H92ZM96 43H98V42H96ZM107 43V44H108ZM118 43V42H117ZM120 43V42H119ZM119 43H118V46H119ZM133 43H135V42H133ZM139 43V42H138ZM179 43V44H178ZM197 43H199V46H200V43L201 42H197ZM227 43V42H226ZM228 43H229V41H228ZM261 43V42H260ZM68 44V43H67ZM100 44V43H99ZM106 44V43H105ZM111 44V43H110ZM148 44V43H147ZM157 44V43H156ZM202 44V43H201ZM234 44V43H233ZM241 44V43H240ZM247 44V43H246ZM248 44H250V43H248ZM85 45H86V42L84 43V45H82V46H84L85 47ZM122 45V44H121ZM125 45V44H124ZM136 45V44H135ZM152 45V44H151ZM158 45H156V46H153V47H157ZM179 45V46H178ZM198 45V44H197ZM214 45H216V44H214ZM82 46H81V48H82ZM87 46V45H86ZM90 46H91V44H90ZM90 46H88L89 47V49H90ZM109 46H111V45H109ZM142 47H144L145 45H141ZM147 46H150V45H147ZM199 46H198V48H199ZM202 46V45H201ZM238 46V45H237ZM258 46L259 47H262L263 46V48H259L258 49ZM95 47H98V46H95ZM120 47V46H119ZM140 47V46H139ZM138 47V48H139ZM175 47H177V48H175ZM180 47H181V49H180ZM204 47V46H203ZM208 48H209V46H207ZM241 47V48H242ZM65 48H66V50H68V47H66L65 46ZM65 48L63 49V50H65ZM70 48V49H71ZM87 48V47H86ZM110 48H112V46L110 47ZM115 48H117V47H115ZM135 48V47H134ZM146 47H144L143 48V50L145 49ZM150 48V47H149ZM159 48V49H160ZM171 48H174L173 50H171ZM202 48V47H201ZM235 48H237V47H235ZM89 49H86V52H89V51H87V50H89ZM114 49V48H113ZM129 49V48H128ZM132 49V48H131ZM141 49V48H140ZM147 49V48H146ZM178 49V50H177ZM196 49V48H195ZM207 48H205L204 50H206ZM221 49H223V48H221ZM59 50V51H58ZM93 50V49H92ZM96 50H98V49H96ZM112 50V49H111ZM115 50V49H114ZM117 50H118V48H117ZM117 50H115V51H117ZM133 50V49H132ZM135 50V49H134ZM138 50V49H137ZM158 50V49H157ZM217 50V49H216ZM230 50V49H229ZM236 50V49H235ZM241 50V49H240ZM263 50V51H262ZM69 51V50H68ZM94 51V50H93ZM101 51V50H100ZM108 51V50H107ZM120 51H122V50H120ZM146 51V50H145ZM149 51H151V50H149ZM161 51H162V48L160 49V52H159V50H158V52H159V54L161 53ZM165 50H163V54L165 53L164 52ZM175 51V52H174ZM191 51V52H190ZM200 51H201V49H200ZM213 51H215V50H213ZM221 51V50H220ZM242 51H244V50H242ZM70 52H72V51H70ZM83 52V51H82ZM82 52H81V55H82ZM85 52V53H86ZM123 52V51H122ZM139 52H140V50H139ZM146 52H148V51H146ZM172 52L173 53H175L174 55L172 54ZM219 52V51H218ZM230 52H232V50H230L229 51V53ZM241 52V51H240ZM263 53V55L262 56H260L261 54L260 53ZM84 53V52H83ZM89 53H91V52H89ZM89 53L87 54V55H89ZM94 53V52H93ZM92 53V54H93ZM96 53V52H95ZM106 53V52H105ZM109 53V52H108ZM116 53V52H115ZM128 53V52H127ZM157 53V52H156ZM156 53L154 52V54L156 55ZM197 53V52H196ZM195 53V54H196ZM200 53V52H199ZM205 53V52H204ZM207 53V52H206ZM212 52L211 51H209V54L210 55H212L211 54ZM224 53V52H223ZM225 53L227 54L228 52H226V50H225ZM229 53L227 54L228 55V57H226V55L225 56H223V57H225L224 58V61L226 60V58L228 59L229 57H230V55H229ZM233 53V52H232ZM239 53V52H238ZM245 53V54H246ZM103 54V53H102ZM107 54V53H106ZM119 54V53H118ZM129 54V53H128ZM152 54V53H151ZM153 54V56H155ZM158 54V53H157ZM158 54V55H159ZM201 54V53H200ZM208 54V53H207ZM207 54L206 55H204L205 57L207 56ZM218 53H216V55H217ZM222 54V53H221ZM235 54V53H234ZM248 54H246V55H248ZM250 54H251V56H250ZM114 55H117V54H114ZM124 55V54H123ZM138 55V54H137ZM141 55V54H140ZM143 55V54H142ZM157 55V56H158ZM161 55V54H160ZM187 55H189V54H187ZM193 55L190 57H188V56H183L182 57V60H185V63H193L194 62V58L195 57H193ZM197 55V54H196ZM203 55V54H202ZM210 55L208 56V57H210ZM214 56H215V54H213ZM69 56H71V57H73L71 60H70V63H67V60H68V58H69ZM78 56V57H79ZM86 56V55H85ZM90 56V55H89ZM110 56H112V55H110ZM125 57L126 56H128V55H124ZM132 56V55H131ZM147 56V55H146ZM163 56V57H162ZM171 56V57H172ZM179 56H181V55H179ZM179 56H176V57H174V59H173V62H172V65H170V67L172 68V71H173V74L172 75H174L175 73H176V71L179 69V71H182V69L180 70V68H181V64L179 63V61H180V57ZM237 56V55H236ZM240 56H245L244 55V53H242L241 52V55ZM81 57V56H80ZM88 57V56H87ZM96 57V56H95ZM106 57V56H105ZM185 57H187V58H185ZM218 57V56H217ZM217 57H215V58H217ZM262 57V58H261ZM39 58H43V61H44V63L42 64V63H40V60H39ZM89 58V57H88ZM88 58H85V60L86 59H88ZM93 58V57H92ZM99 58V57H98ZM97 58V59H98ZM107 58H108V56H107ZM123 58V57H122ZM129 58V57H128ZM153 58V57H152ZM161 58H164V55H161ZM160 58V59H161ZM199 58H201V57H199ZM214 58V59H215ZM219 58H220V56H219ZM232 58V57H231ZM80 59H82V57L80 58ZM96 59V60H97ZM131 59V58H130ZM129 59V60H130ZM156 59V58H155ZM171 59V58H170ZM198 59V58H197ZM207 59H209V58H206L205 59V61L207 60ZM212 59H213V56H212V58H211V61H212ZM79 62H80V60L79 59H77ZM76 60V61H77ZM90 60V59H89ZM105 60V59H104ZM126 60V59H125ZM128 60V61H129ZM164 60V59H163ZM181 60V61H182ZM193 60V61H192ZM210 60V59H209ZM216 60V59H215ZM220 60H223V58H221ZM238 60H240L239 61V64H241L240 62H242L243 61V58L241 57L240 59H238ZM106 61H108V60H106ZM162 61V60H161ZM166 61V60H165ZM170 61V60H169ZM180 61V62H181ZM197 61V60H196ZM200 61H201V59H200ZM204 61V60H203ZM203 61H201V63L203 62ZM217 61V60H216ZM216 61H214L213 60V62H214V66H215V62ZM248 61V60H247ZM246 61V62H247ZM69 62V61H68ZM82 62H85V61H82ZM82 62H80L79 63V65L82 63ZM93 62V61H92ZM117 62H120V61H117ZM122 62V65H123V61H121ZM146 62V61H145ZM144 62V63H145ZM171 62V61H170ZM169 62V63H170ZM226 62H229V61H226ZM88 64V61L87 62H85V64ZM90 63V62H89ZM110 63V62H109ZM108 63V64H109ZM125 63V62H124ZM130 63V62H129ZM163 62H161V64H162ZM218 63H220L219 61H217V66H219L220 64H218ZM225 63V62H224ZM237 63H238V61H237ZM244 63V62H243ZM262 63V64H261ZM97 64V63H96ZM98 64H99V62H98ZM110 64H112V63H110ZM109 64V65H110ZM125 64H127V63H125ZM124 64V65H125ZM140 64H142V63H140ZM148 64V63H147ZM206 64V63H205ZM68 65H70V67H68ZM77 65V64H76ZM121 65V64H120ZM135 65V64H134ZM166 65H168L169 66V64H165L164 65V67L166 66ZM186 65V64H185ZM193 65H194V63H193ZM204 65V64H203ZM203 65H202V67H203ZM207 65H209V64H207ZM212 65H213V63H212ZM235 65V64H234ZM249 65V66H250ZM78 66V65H77ZM91 66V65H90ZM93 66V65H92ZM107 66V65H106ZM137 66V65H136ZM163 66V65H162ZM196 66H198V65H196ZM211 66V65H210ZM214 66H213V68H214ZM241 66V65H240ZM243 66H244V64H243ZM73 67H75V66H73L72 65V70H74L73 69ZM83 67V66H82ZM103 67V66H102ZM105 67V66H104ZM139 67V66H138ZM146 67H148V65L146 66ZM164 67L163 68H161V69H164ZM167 67V66H166ZM180 67V68H179ZM190 67V66H189ZM200 67V66H199ZM198 67V68H199ZM205 67V66H204ZM206 67H209V66H206ZM237 67H239V66H237ZM76 68H78V67H76ZM83 68H86V67H83ZM83 68H80L79 67V69H81V70H83ZM88 68H89V66H88ZM96 68V67H95ZM97 68H98V66H97ZM107 68H108V66H107ZM110 68V67H109ZM118 68V67H117ZM116 68V69H117ZM120 68V67H119ZM210 68V67H209ZM209 68H205V69H209ZM216 68V67H215ZM232 68V67H231ZM236 68V67H235ZM68 69V70H67ZM90 70H91V68H89ZM88 69V70H89ZM100 69V68H99ZM112 69V68H111ZM115 69V70H116ZM123 70H124V68H122ZM130 68H128V70H129ZM135 69H137V68H135ZM160 69V70H161ZM205 69H203V70H205ZM229 69V68H228ZM239 70H241L240 68H238ZM260 69V70H259ZM71 70V71H72ZM78 70V69H77ZM84 70H86L87 71V69H84ZM92 70H94V69H92ZM90 71V72H93V71ZM105 70H106V67H105ZM114 70V71H115ZM122 70V71H123ZM143 70V69H142ZM195 70V69H194ZM210 70V69H209ZM208 70V71H209ZM111 70H109V72H110ZM136 71V70H135ZM139 71V70H138ZM143 71H145V70H143ZM147 71V72H146ZM145 72H146V74L145 73H143V75L142 76H140V78L142 77L143 79H146V82L144 83V86H142V89L143 88H145L146 89V87L148 86V85H150V84H148L147 83V81L148 82H151V81H149L148 79L149 78H152L151 76L153 75L154 76V78H152L153 79V81H155L154 79H157L160 83L162 82H166L168 79H166V81L164 80V78L162 77V74L159 72V69L158 68H153L152 69V67H148L147 68V70H146ZM185 71H188V70H185ZM211 71H212V69H211ZM214 71V70H213ZM222 71V70H221ZM224 71V70H223ZM88 72V71H87ZM103 72V71H102ZM108 72V73H109ZM113 72V71H112ZM116 72V71H115ZM128 72V71H127ZM239 72V71H238ZM237 72V73H238ZM129 73V72H128ZM130 73H131V71H130ZM142 73V72H141ZM178 73V72H177ZM187 73V72H186ZM186 73H185V75H186ZM198 73V72H197ZM201 73V72H200ZM199 73V74H200ZM219 73V72H218ZM217 73V74H218ZM226 73V72H225ZM240 73V72H239ZM239 73L238 74H236L237 76H239ZM89 74V72L87 73V75ZM123 74V73H122ZM140 74V73H139ZM152 74V75H151ZM192 74H193V72H192ZM205 74H207V73H205ZM220 74V73H219ZM228 74V73H227ZM82 75V74H81ZM180 75H182V73L180 72ZM184 75V76H185ZM204 75V74H203ZM212 77L215 75L214 73H213V75H212V73L210 74ZM221 75V74H220ZM219 75V76H220ZM69 76V77H68ZM82 76H84V74L82 75ZM86 76V75H85ZM90 76V75H89ZM107 76V75H106ZM118 76V75H117ZM131 76V75H130ZM135 76V75H134ZM192 76H194V75H192ZM191 76V77H192ZM200 76V75H199ZM207 76H208V74H207ZM206 76V78H207V80H209V78ZM216 77L218 76V75H215ZM232 76V75H231ZM114 77V76H113ZM123 77H125V76H123ZM127 77H128V75H127ZM137 77H139V76H137ZM187 77V76H186ZM227 77V76H226ZM229 77V76H228ZM234 77V76H233ZM76 78H78V77H76ZM75 78V79H76ZM83 78V77H82ZM107 78V77H106ZM135 78V77H134ZM134 78H133V80H134ZM182 78V77H181ZM180 78V79H181ZM198 78V77H197ZM200 78V77H199ZM201 78H203V77H201ZM200 78V79H201ZM211 78V77H210ZM79 79V78H78ZM77 79V80H78ZM83 79H85V78H83ZM119 79V78H118ZM199 79V80H200ZM204 79H205V77H204ZM79 80H82V79H79ZM78 80V81H79ZM129 80V79H128ZM141 80V79H140ZM151 80V79H150ZM186 80H187V78H186ZM229 80V79H228ZM234 80V79H233ZM73 80H71V81H69V82H72ZM75 81V80H74ZM87 81V80H86ZM122 81V80H121ZM136 81V80H135ZM144 81V80H143ZM157 81V82H158ZM189 81V80H188ZM221 81V80H220ZM219 81V82H220ZM232 81V80H231ZM230 81V82H231ZM91 82V81H90ZM128 82V81H127ZM200 82V81H199ZM202 82V83H203ZM81 83H83V82H81ZM85 83V82H84ZM95 83V82H94ZM141 83H143V82H141ZM194 83V82H193ZM196 83H197V80H196ZM232 83V82H231ZM232 83V84H233ZM86 84V86L89 84L90 86H91V84H93V83H88V82H86L85 83ZM95 84H97V83H95ZM148 84V85H147ZM166 84V83H165ZM227 84H230V83H227ZM180 85H182V83L180 84ZM191 85V84H190ZM198 85V84H197ZM220 87H218V86ZM72 86H73V84H72ZM101 86V85H100ZM184 86H183V88H184ZM208 86H210V88H208ZM67 87V88H66ZM96 87H97V85H96ZM149 87V86H148ZM196 87V88H195ZM213 87V88H212ZM214 87H216L215 89H214ZM218 87V88H217ZM84 88H86L85 89V91L87 90V91H89L90 89H88L87 87H84ZM90 88V87H89ZM99 88V87H98ZM183 88L181 89V91L183 92L182 93V95L184 94V96H185V93H184V91H183ZM207 88V89H206ZM67 89V90H66ZM80 89H82V87L80 88ZM100 89V88H99ZM104 89H105V87H104ZM148 89V88H147ZM146 89V90H147ZM199 89V90H198ZM95 91H96V89H94ZM146 90H140V91H143V92H140L139 93V95L140 96H138L137 94V98L138 97H141V95L142 94H144V93H147L146 95H148V91H146ZM174 90V89H173ZM90 91H93V90H90ZM90 91H89V93H90ZM151 91V90H150ZM152 91H154V90H152ZM169 91V90H168ZM168 91H165V92H167V93H165V92H161L160 93V95H168V94H170V93H172V91L171 92H169L168 93ZM176 91V89L174 90V92ZM181 91H180V93H181ZM82 92V91H81ZM99 91L97 90V93H98ZM101 92V91H100ZM104 92V91H103ZM177 92H179V91H176L175 92V94H179V95H181L180 93H177ZM197 92H198V94H199V97L198 96H196L197 95ZM202 93V94H204V95H201L200 93ZM231 94H230V93ZM73 93V92H72ZM82 93H84V92H82ZM86 93V92H85ZM88 93V92H87ZM111 93V92H110ZM151 93V92H150ZM165 93V94H164ZM189 93H191V95H193V96H190V94ZM211 93V94H210ZM222 93H224V94H222ZM227 93H229L230 95H228ZM76 94V93H75ZM74 94V95H75ZM78 94H81V93H78ZM155 94V93H154ZM206 94H207V96L209 95V97H210V95H211V98H210V100H208L209 98L207 97L206 98ZM150 95H152V93L150 94ZM156 95V94H155ZM201 95V96H200ZM81 96V95H80ZM96 96V95H95ZM142 96H145V95H142ZM50 97V96H49ZM82 97V96H81ZM86 97V96H85ZM87 97H89V96H87ZM93 97V96H92ZM113 97V96H112ZM160 97H162V96H160ZM90 98L91 97H89V99H87L88 100V102H90L91 100H90ZM103 98V97H102ZM109 98V97H108ZM135 98H136V96H135ZM136 98V99H137ZM163 98V97H162ZM186 98V97H185ZM193 98V99H194ZM64 99L66 100V98L64 97ZM63 99V103L65 102V100ZM92 99V98H91ZM115 99H118V98H114L113 100H115ZM124 99V98H123ZM172 99V98H171ZM173 99H174V97H173ZM189 99V98H188ZM191 99V98H190ZM194 99V100H195ZM58 100V99H57ZM60 100H62V99H60ZM87 100H85V102L87 101ZM95 100V99H94ZM102 100V99H101ZM104 100V99H103ZM205 100H207V101H205ZM49 101L51 102V98L49 99ZM79 101V100H78ZM105 101V100H104ZM125 101V100H124ZM169 101V100H168ZM209 101V102H208ZM60 102V101H59ZM88 102L86 103V104H88ZM100 102H103V101H100ZM111 102V101H110ZM119 102V101H118ZM130 102V101H129ZM129 102H127V104L129 103ZM131 102H133L132 100H131ZM142 102V101H141ZM144 102V101H143ZM164 102V101H163ZM203 102L204 103H206V104H203ZM208 102V103H207ZM54 103H55V101H54ZM108 103H109V101H108ZM121 103V102H120ZM165 103V102H164ZM163 103V104H164ZM168 103V102H167ZM173 103H174V101H173ZM176 103V102H175ZM56 104H61V105H65V104H62V103H56ZM72 104V106H73V102L71 103ZM71 104H68V105H70L71 106ZM77 104H78V102H77ZM79 104H80V102H79ZM90 104H92L91 102H90ZM89 104V105H90ZM102 104V103H101ZM116 104V103H115ZM143 104V103H142ZM76 105V104H75ZM81 105H83V103H81ZM80 105V106H81ZM89 105H87V106H89ZM99 105V104H98ZM123 106H124V104H122ZM51 105H49V107H50ZM55 106V105H54ZM53 105H52V107H54ZM66 106V105H65ZM79 106V105H78ZM78 107V108H75V110L76 109H78L79 110V108H81V107ZM95 106H97V105H95ZM104 108L107 106H104V103H103V105H102ZM119 106H120V104H119ZM118 106V107H119ZM146 106H148L147 104H146ZM157 106V105H156ZM173 106V105H172ZM178 106V105H177ZM68 107V106H67ZM66 107V108H67ZM85 107V106H84ZM92 107V106H91ZM117 107V108H118ZM153 107H154V105H153ZM161 107V106H160ZM163 107H164V105H163ZM171 107V106H170ZM169 107V108H170ZM89 108H90V106H89ZM100 108V107H99ZM104 108H100V109H104ZM107 108V107H106ZM105 108V109H106ZM114 108H116V107H114ZM114 108H111V109H114ZM141 108V107H140ZM148 108H150V106L148 107ZM192 108V109H193ZM58 109V108H57ZM68 109V108H67ZM72 109V108H71ZM88 109V108H87ZM92 108H90V110H91ZM98 109V108H97ZM119 109H122L121 107L119 108ZM118 109V110H119ZM161 109V108H160ZM163 109V108H162ZM171 109V108H170ZM174 109V108H173ZM61 110V109H60ZM63 110V109H62ZM66 109L64 108V111H65ZM75 110H74V112H75ZM89 110V109H88ZM87 110V111H88ZM108 110V109H107ZM125 110V109H124ZM157 110H159L158 108H157ZM51 111V110H50ZM69 110L68 111H65V112H70ZM97 111V110H96ZM102 111V110H101ZM120 111V110H119ZM130 111V110H129ZM160 111V110H159ZM182 113H181V112ZM263 111V110H262ZM82 112L83 111H81V114H82ZM94 112V111H93ZM98 112V114H96L97 115V117H98V115H100V113H99V111H97ZM96 112V113H97ZM166 112V111H165ZM61 113H62V111H61ZM64 113V112H63ZM75 113H78V111H76ZM114 113V112H113ZM113 113L111 112V113H109V114H105L106 115V119H111V118H113ZM136 113V112H135ZM139 113V112H138ZM156 113V112H155ZM59 114V113H58ZM79 114H80V112H79ZM88 114H89V112H88ZM88 114H87V116H86V118L88 117ZM123 114V113H122ZM150 114V113H149ZM52 115H54V116H52ZM61 115V114H60ZM59 115V116H60ZM77 115V114H76ZM75 115V116H76ZM134 115V114H133ZM155 115V114H154ZM52 116V117H51ZM59 116L57 117V118H59ZM62 116V115H61ZM110 116H112L111 118H108V117H110ZM140 116V115H139ZM157 116V115H156ZM155 116V117H156ZM62 117H64V116H62ZM96 117V116H95ZM130 117H131V115H130ZM151 117V116H150ZM84 118V117H83ZM124 118V117H123ZM128 118V117H127ZM152 118V117H151ZM157 118V117H156ZM48 119V118H47ZM59 119H62V118H59ZM105 119V120H106ZM126 119V118H125ZM136 120H137V118H135ZM142 119H144V118H142ZM150 119V118H149ZM63 120V119H62ZM86 120V119H85ZM87 120H88V118H87ZM97 120H98V122H97ZM120 120V119H119ZM124 120V119H123ZM127 120V119H126ZM135 120V121H136ZM25 121H26V123H25ZM93 121V120H92ZM108 120H106V122L104 121V123H107V124H109V122H107ZM115 121H117L116 119H115ZM129 121V120H128ZM55 121H53V123H54ZM118 122V121H117ZM131 122H132V120H131ZM140 122V121H139ZM258 122H259V120L256 122L257 124H258ZM263 122V121H262ZM98 123V124H97ZM104 123H101L98 127V129H101L100 128V126L101 127H103L104 125H106V124H104ZM111 123V122H110ZM114 123V122H113ZM112 123V124H113ZM26 125V127L28 128L29 127V131L28 130H24V129H22V127H25L24 125ZM77 124V123H76ZM104 124V125H103ZM112 124H110L111 126H112ZM115 124V123H114ZM113 124V125H114ZM260 124H262V123H260L259 122V127H262ZM50 125V126H49ZM55 125V124H54ZM59 125H61V124H59ZM96 125V126H95ZM129 125V124H128ZM132 125H133V122H132ZM131 125V126H132ZM263 125V124H262ZM125 126V125H124ZM130 126V125H129ZM48 127V128H47ZM61 128H62V126H60ZM92 128V130H90L89 128ZM135 127V126H134ZM144 127V126H143ZM146 127V126H145ZM26 128V129H27ZM59 128V127H58ZM105 128V127H104ZM117 128H119V126H117ZM140 128V127H139ZM86 129V130H85ZM123 129H125V128H123ZM131 129V128H130ZM147 128H145V129H143V130H146ZM197 129V130H198ZM24 130V131H23ZM62 130V129H61ZM69 130V129H68ZM134 130V129H133ZM141 130V129H140ZM32 132V134L31 135H33V133L34 134H36V137H38L39 138V140H35V142H34V144L35 145H38V147L40 146H43V147H45V145H47V146H49V147H56L57 149H56V151L54 152L53 151V153H51V154H48L47 155V157L45 158V157H42V159L43 160H39V162H35L36 163V165L38 166V165H41L42 163H44V162H46V161H49V160H51V159H53V158H55V156H57L58 154L60 155V153L62 152V151H64V150H67V151H71L72 150V148L74 149V147H76V145H77V143H79L78 145H77V147L79 146V149L77 150V147H76V149H75V152L73 151V152H70V153H72L71 154V156H72V159L70 158L69 159V161L70 160H72V162H73V168L71 169V175H70V173L67 175L68 177L66 178L65 177V179H64V184L62 185V186H53V188L51 187V189L49 190L48 189V187H47V189H45V188H43V189H45V191L42 189L41 191L43 192V194H42V192H41V196L40 197H38V195H37V197L38 198H33V193L34 192H37V191H39V189H41V188H36V183H35V181H34V177H35V175H34V173H33V170H35V168L37 167L35 164H33V165H35L34 167H27L26 165H28L29 164V162L28 161H26V160H28L27 158H29L28 156H27V158H26V154H25V151H24V153H23V148H25V145L26 144H28L29 142H31V140H29V137H27L28 139H23L21 136H20V134H25V133H28L29 134V132ZM90 131H91V133H90ZM108 131V130H107ZM123 131V130H122ZM199 131H202V130H199ZM60 132V131H59ZM95 132V131H94ZM115 132H116V130H115ZM192 132V133H193ZM197 132V131H196ZM205 132V131H204ZM90 133V134H89ZM102 133H103V130H102ZM135 133V132H134ZM192 133H189L190 135L192 134ZM263 133L264 132H261V136L262 137H264V135H263ZM73 134V133H72ZM92 134H94V133H92ZM130 134V133H129ZM205 134V133H204ZM207 134V133H206ZM31 135H30V137H31ZM98 135V134H97ZM132 135H134V134H132ZM189 135V136H190ZM195 135V134H194ZM203 135V134H202ZM214 135L216 136V137H214ZM25 136H29V135H25ZM90 136V137H89ZM95 136V135H94ZM189 136H187L186 135V138L187 137H189ZM208 136V135H207ZM212 136V135H211ZM123 137V136H122ZM128 137V136H127ZM192 137H193V135H192ZM192 137H190V138H192ZM202 137V136H201ZM130 138V140L131 141H133L131 138V136L129 137ZM138 138V139H137ZM194 138V137H193ZM207 138V140L208 141H211V138L210 139H208L209 137H206ZM215 138V139H214ZM90 139V141H88ZM101 139H102V137H101ZM119 139V138H118ZM128 139V138H127ZM200 139V138H199ZM202 139H203V137H202ZM60 140V141H59ZM100 140V139H99ZM134 140V141H135ZM180 140V139H179ZM183 140V139H182ZM184 140H186L185 142L187 143V139H184ZM118 141V140H117ZM126 140H124L123 142H125ZM172 141V140H171ZM33 142V141H32ZM85 142V143H84ZM89 142V143H88ZM95 142V141H94ZM169 142V141H168ZM173 142V141H172ZM179 142V141H178ZM196 142V141H195ZM199 142V141H198ZM76 143V144H75ZM99 143V142H98ZM103 143V142H102ZM131 143V142H130ZM167 143V142H166ZM165 143V144H166ZM180 143V142H179ZM191 143L194 145V143L191 141ZM201 143V142H200ZM204 143V142H203ZM34 144H33V146H34ZM105 144V143H104ZM103 144V145H104ZM119 144H120V142H119ZM165 144H163V145H165ZM82 145V146H81ZM84 145V146H83ZM87 145V146H88ZM100 145V144H99ZM102 145V144H101ZM185 145V144H184ZM190 145V144H189ZM202 145V144H201ZM218 145V146H219ZM23 146V148H21ZM74 146V147H73ZM206 146L208 147V143L206 144ZM39 147V148H40ZM42 147V148H43ZM51 147V148H52ZM91 147V146H90ZM90 147H86V150L88 149L89 150V148ZM157 147V146H156ZM163 147V146H162ZM161 147V148H162ZM172 147V146H171ZM181 147V146H180ZM197 147V145H195V148ZM212 146H210V149H215V148H211ZM216 147V146H215ZM220 147V146H219ZM218 147V148H219ZM264 147V146H263ZM70 148H71V150H70ZM84 148V149H83ZM152 148V147H151ZM186 148H187V146H186ZM185 148V149H186ZM194 148V149H195ZM231 148V149H230ZM243 148H245V149H243ZM259 148V147H258ZM22 149V150H21ZM28 149H29V147H28ZM46 149V148H45ZM91 149V148H90ZM153 149V148H152ZM179 149H181V148H179ZM182 149H183V147H182ZM36 150V149H35ZM44 150V149H43ZM47 150V149H46ZM53 150V149H52ZM55 150V149H54ZM77 150V151H76ZM87 150V151H88ZM92 150H94V147H92ZM154 150V149H153ZM190 150V149H189ZM198 150V149H197ZM205 150V149H204ZM203 150V151H204ZM220 150V149H219ZM80 151H82V153L79 155V152ZM86 151V152H87ZM165 151V150H164ZM192 151V150H191ZM195 151V150H194ZM202 151V152H203ZM206 151H207V149H206ZM247 151H249V150H247ZM254 151V152H253ZM33 152V151H32ZM37 152H39V153H41L42 151L40 150V151H37ZM44 152H45V150H44ZM60 152V153H59ZM90 152H91V150H90ZM149 152V151H148ZM161 152V151H160ZM185 152V151H184ZM198 152V151H197ZM210 152V151H209ZM28 153V152H27ZM30 154H31V152H29ZM34 153V152H33ZM39 153H35V154H39ZM63 153H65V152H63ZM62 153V155H61V159L63 158L64 159V157L67 155H65V154H63ZM70 153H68V154H70ZM75 153H77V154H75ZM155 153V152H154ZM171 153V156L173 155L172 154V152H170ZM188 153V152H187ZM204 153H206V152H204ZM217 153V152H216ZM216 153H214V151H213V154H216ZM248 153H250V152H248ZM84 155H85V153H83ZM144 154V153H143ZM162 154V153H161ZM181 154V153H180ZM221 154V153H220ZM263 154H264V152H263ZM59 155H58V157H59ZM65 155V156H64ZM194 155V154H193ZM212 155V154H211ZM218 155V154H217ZM248 154H246V156H247ZM250 155V156H251ZM46 156V155H45ZM88 156H90V157H92L93 159H91V158H89ZM94 156V155H93ZM100 156V157H99ZM188 156V155H187ZM202 156V155H201ZM208 156V155H207ZM219 156V157H220ZM245 156V155H244ZM249 156V155H248ZM249 156V158H251ZM255 156V155H254ZM258 156V155H257ZM33 157V156H32ZM31 157V158H32ZM36 157V156H35ZM41 157V156H40ZM149 157V156H148ZM160 157V156H159ZM162 157H163V155H162ZM186 157V156H185ZM190 157V156H189ZM200 157V156H199ZM87 158H89V161H88V159ZM98 158V159H97ZM150 158V157H149ZM156 158V157H155ZM169 157H167V159H168ZM173 158H175V157H173ZM194 158H196V157H194ZM205 158H206V156H205ZM204 158V159H205ZM212 158H213V156H212ZM222 158H219L220 160H219V162L220 161H222L221 159ZM248 158V159H249ZM259 158V157H258ZM38 159V158H37ZM86 160V162L85 161H83V163H81V160ZM144 159H148V158H143V159H141V161L143 160L144 161ZM159 159H161V158H159ZM167 159H164V160H167ZM176 159V158H175ZM182 159V158H181ZM193 159V158H192ZM200 159V158H199ZM218 159V158H217ZM216 159V157L214 158V161L215 160H217ZM237 159V160H236ZM29 160H30V158H29ZM34 160V159H33ZM65 160H66V158H65ZM195 160V159H194ZM193 160V161H194ZM197 160V159H196ZM201 160V159H200ZM235 160H236V163H235ZM31 161V160H30ZM38 161V160H37ZM53 161V160H52ZM60 161V160H59ZM62 161V160H61ZM140 161V160H139ZM167 161H169V160H167ZM179 161H182V160H179ZM184 161V160H183ZM202 161V160H201ZM211 161V160H210ZM241 161V160H240ZM250 161V160H249ZM248 161V162H249ZM253 161V160H252ZM260 161V160H259ZM262 161V160H261ZM26 162V163H25ZM54 162H57V161H54ZM66 162V161H65ZM213 162V161H212ZM224 162L226 163V161H222V163L224 164ZM228 162H230V161H227V163ZM244 163V159H243V161H241V163L240 164H243ZM245 162H247V160L245 161ZM254 162H256V161H254ZM264 162V161H263ZM34 163V162H33ZM67 163H70V162H67ZM138 163V162H137ZM136 163V164H137ZM161 163H162V161H161ZM163 163H164V161H163ZM170 163V162H169ZM176 163V162H175ZM199 164L201 163V162H198ZM203 163V162H202ZM206 163V162H205ZM234 163V164H233ZM259 163V162H258ZM24 164H26V165H24ZM32 164V163H31ZM30 164V165H31ZM52 164H53V162H52ZM61 164H63V163H61ZM134 164V163H133ZM133 164H130V165H133ZM136 164H135V166H136ZM140 164V163H139ZM166 164V163H165ZM171 164V163H170ZM183 164V163H182ZM198 164V165H199ZM209 164V163H208ZM247 164H249V163H247ZM246 163H244V165L247 167V166H249V165H247ZM260 164H262V163H260ZM29 165V166H30ZM67 165V164H66ZM69 165V164H68ZM68 165H67V167H68ZM162 165V164H161ZM161 165H160V167H161ZM181 165V164H180ZM186 165V164H185ZM188 165V164H187ZM219 165L220 164H218V166L217 167H219ZM244 165H243V167L242 166H240V169H239V164H238V166L236 165V167H238V170H235V172H231L232 173V175L233 176H236L237 178H239V176H242L243 175V173H242V169L241 168H243V169H245V171H246V167H244ZM169 166H171V165H169ZM179 166V165H178ZM182 166V165H181ZM194 166H195V164H194ZM196 166H197V164H196ZM204 166V165H203ZM229 166V165H228ZM257 166V165H256ZM264 166V165H263ZM44 167V166H43ZM45 167H47L46 165H45ZM131 167H133V166H131ZM166 167H168V164L166 165ZM177 167V166H176ZM206 167V166H205ZM221 167V166H220ZM252 167V166H251ZM250 167V168H251ZM39 168H40V166H39ZM39 168H36V169H38L39 170ZM64 168H65V166H64ZM134 168V167H133ZM144 168H146L145 166H144ZM158 168V166L157 167H155V169H157ZM164 169H163V171H165V167H163ZM179 168V167H178ZM192 168V167H191ZM196 168V167H195ZM195 168H193V169H195ZM214 168V167H213ZM226 168V169H225ZM227 168L228 167H226V166H223V167H221V170L222 171H220V169L218 170V172L216 173V175H217V177H219L220 178V180L222 179V177H224L225 178V176H227L228 175V172H227ZM256 169H257V167H255ZM255 168H253V169H255ZM263 168V167H262ZM46 169H49V168H46ZM67 169V168H66ZM148 169V168H147ZM159 169V168H158ZM169 169V168H168ZM167 169V170H168ZM186 169V168H185ZM233 169V168H232ZM248 167H247V171H248ZM255 169V170H256ZM45 170V169H44ZM60 170V169H59ZM131 170H132V168H131ZM139 170V169H138ZM149 171H150V169H148ZM200 170V169H199ZM228 170H230L229 168H228ZM261 170H263V169H261ZM36 171V170H35ZM46 171V170H45ZM156 171V170H155ZM175 171V170H174ZM180 172H181V170H179ZM184 171V170H183ZM244 171V172H245ZM247 171H246V173H247ZM252 171H253V173L255 174V172H254V170H252L251 169V174H249V175H251V177H252V175H253V173H252ZM257 171V170H256ZM259 171V170H258ZM257 171V173L256 174H258L259 173V175H260V172H262V171H260V172H258ZM264 171V170H263ZM53 173H54V171H52ZM56 172V171H55ZM129 172H131V171H129ZM129 172H127V173H129ZM140 173H141V171H139ZM144 172V170L142 171V173ZM152 172H154V171H152ZM160 172V171H159ZM166 172H168V171H166ZM199 172V171H198ZM33 173V174H32ZM36 173H37V171H36ZM38 173H39V171H38ZM57 173H59V172H57ZM136 173H138L137 171H136ZM158 173V172H157ZM181 173H183V172H181ZM180 173V174H181ZM191 172H189V174H190ZM196 173V172H195ZM246 173H244V175H243V178H244V176L246 177H248L249 175H248V173H247V175H246ZM126 174V173H125ZM262 174V173H261ZM65 175V174H64ZM123 175V174H122ZM121 175V176H122ZM147 175V174H146ZM145 175V176H146ZM155 175V174H154ZM159 175V174H158ZM168 175V174H167ZM173 175V174H172ZM198 175V174H197ZM214 175V174H213ZM231 175V176H232ZM263 175V174H262ZM41 176H43V173H42V175ZM57 176V175H56ZM56 176L55 177H53V178H56ZM129 176V175H128ZM134 176V175H133ZM137 176V175H136ZM153 176V175H152ZM188 176V175H187ZM206 176V175H205ZM229 176V175H228ZM44 177V176H43ZM50 177V176H49ZM117 178H118V176H116ZM149 177V176H148ZM156 177V176H155ZM169 177V176H168ZM175 177H177V176H175ZM189 177H190V175H189ZM216 177V176H215ZM235 177V178H236ZM251 177H249V179L251 178ZM258 177V176H257ZM45 178V177H44ZM52 178V177H51ZM59 178V177H58ZM113 178V177H112ZM134 178H136V177H134ZM171 178V177H170ZM198 178H200V177H198ZM234 178V177H233ZM234 178V179H235ZM236 178V179H237ZM253 178V177H252ZM252 178L248 181V182H250L251 180H252ZM263 178V177H262ZM126 179V178H125ZM141 179V178H140ZM160 179H161V176H160ZM175 179V178H174ZM179 179H180V177H179ZM187 180L189 179V178H186ZM196 178H194V180H195ZM203 179V178H202ZM209 179V178H208ZM227 179V178H226ZM229 179H230V176H229ZM50 180V179H49ZM114 180H116L115 179V177H114ZM121 180H122V178H121ZM137 180V179H136ZM152 180V179H151ZM158 180V179H157ZM215 180V179H214ZM213 180V181H214ZM228 180V179H227ZM241 180H243L242 179V177H241ZM247 180V179H246ZM263 180H264V178H263ZM148 181V180H147ZM153 181V180H152ZM159 181H161V180H159ZM162 181H164L163 179H162ZM182 181V180H181ZM193 181V180H192ZM198 181H200V180H198ZM218 181H219V179H218ZM217 181V179H216V182H218ZM233 181H235V180H233ZM232 181V182H233ZM255 181H256V178H255ZM105 182V181H104ZM109 184H110V182L109 181H107ZM107 182H105V183H107ZM132 182V181H131ZM197 182V181H196ZM202 182V181H201ZM209 182V181H208ZM219 182H221V181H219ZM219 182H218V184H219ZM227 182V181H226ZM237 182V181H236ZM241 182V181H240ZM145 183V182H144ZM148 183V182H147ZM147 183H145V184H147ZM151 183V182H150ZM156 183V182H155ZM185 183V182H184ZM190 183V182H189ZM193 183V182H192ZM191 183V184H192ZM252 183V182H251ZM259 183V182H258ZM263 182L261 181V184H262ZM130 184V183H129ZM129 184H127V185H129ZM144 184V185H145ZM170 184V183H169ZM168 184V185H169ZM179 184V183H178ZM177 184V185H178ZM190 184V185H191ZM239 184V183H238ZM237 184V185H238ZM98 185V186H97ZM148 185V184H147ZM153 185H155V184H153L152 183V186ZM171 185H172V183H171ZM185 185H187V181H186V184ZM189 185V184H188ZM189 185V187H191ZM202 185V184H201ZM215 185H217L216 183H215ZM214 185V186H215ZM221 185V184H220ZM220 185H218V187L220 188L221 186ZM225 185H227V184H225ZM224 185V186H225ZM230 186L229 187H232L231 186V184H229ZM252 185V184H251ZM264 185V184H263ZM49 186V185H48ZM97 186V187H96ZM120 186V185H119ZM156 186H157V184H156ZM160 186H162V185H160ZM173 186V185H172ZM223 186V185H222ZM223 186V187H224ZM236 186V185H235ZM235 186H233L234 188H235ZM244 186V185H243ZM242 186V187H243ZM253 186V185H252ZM37 187H39V186H37ZM99 187V188H98ZM105 187V186H104ZM108 187H109V185H108ZM124 187V186H123ZM178 187V186H177ZM187 187V186H186ZM206 187V186H205ZM213 187V186H212ZM217 187V186H216ZM223 187H221L222 189H223ZM228 187V186H227ZM226 187V188H227ZM229 187H228V189H229ZM241 187V188H242ZM246 187V189H248L247 187L248 186H245ZM244 187V188H245ZM261 187V186H260ZM263 187V186H262ZM107 188V187H106ZM118 188V187H117ZM155 188V187H154ZM165 188H166V186H165ZM207 188V187H206ZM215 188V187H214ZM219 188H218V190H219ZM226 188H224V189H226ZM240 188V189H241ZM250 188V187H249ZM102 190L104 189V188H101ZM108 189V188H107ZM181 189V188H180ZM188 189V188H187ZM204 189V188H203ZM105 190V189H104ZM110 190V189H109ZM166 190V189H165ZM185 190V189H184ZM212 190V189H211ZM217 190V189H216ZM216 190H214V191H216ZM245 190V189H244ZM256 190H257V188H256ZM264 190V189H263ZM100 191V190H99ZM145 191V190H144ZM148 191V190H147ZM180 191V190H179ZM204 191V190H203ZM214 191L213 192H211V193H214ZM220 191H224V190H220ZM220 191H218V193L220 192ZM260 191V190H259ZM51 192H53L52 194H51ZM124 192V191H123ZM129 192V191H128ZM127 192V193H128ZM142 192V191H141ZM163 192V191H162ZM171 192H172V190H171ZM176 192H178V191H176ZM208 192V191H207ZM206 192V193H207ZM209 192H210V189H209ZM217 192V191H216ZM241 192H243V191H241ZM262 192V191H261ZM103 192H101V194H102ZM106 193H108L107 191H106ZM109 193H111V192H109ZM143 193V192H142ZM185 193H186V191H185ZM193 193V192H192ZM204 193V192H203ZM202 193V194H203ZM205 193V194H206ZM217 193V194H218ZM223 193H225V191L223 192ZM237 193V192H236ZM254 193H255V191H254ZM39 194H40V192H39ZM97 194H99V193H97ZM145 194V193H144ZM143 194V195H144ZM199 194V193H198ZM220 194V193H219ZM227 194V193H226ZM232 194V193H231ZM235 194V193H234ZM245 194V193H244ZM260 194V193H259ZM262 194H264V193H262ZM35 195V194H34ZM105 195V194H104ZM103 195V197H107L108 199L107 200H105V198L103 199L104 201H103V203H107L108 202V200H109V202H110V198L111 197H109V196H111V194L110 195H105L104 196ZM126 195V194H125ZM129 195V194H128ZM131 196H132V194H130ZM164 195V194H163ZM180 195V194H179ZM187 195V194H186ZM194 195V194H193ZM193 195L191 196L192 198H193ZM220 195H222V194H220ZM236 195V194H235ZM234 195V196H235ZM242 195V194H241ZM241 195H238L239 197L241 196ZM36 196V195H35ZM43 196H52V197H54L53 198V201L49 204V206L48 207H46L45 209H44V211H40V209H42L44 206H45V203H44V201H43ZM115 196V195H114ZM118 196V195H117ZM120 196V195H119ZM119 196H118V198H119ZM130 196V197H131ZM197 196V195H196ZM256 196V195H255ZM101 197V196H100ZM187 197V196H186ZM198 197L200 198V196L198 195ZM204 197V196H203ZM209 197H211V196H209ZM215 197V196H214ZM221 197V196H220ZM239 197H238V199H239ZM259 197H260V195H259ZM262 197H264V196H261V198ZM121 198H122V195H121ZM129 198V197H128ZM127 198V199H128ZM133 198V197H132ZM206 198H208V197H206ZM206 198H204V199H206ZM222 198V197H221ZM249 196H248V200H249ZM251 198H253V197H251ZM10 199V198H9ZM98 199V198H97ZM188 199V198H187ZM186 199V200H187ZM233 199H235V198H233ZM237 199V200H238ZM255 199H256V197H255ZM99 200V199H98ZM97 200V201H98ZM123 200V201H122ZM129 200V199H128ZM155 200V199H154ZM230 200H232V199H230ZM230 200H227V201H229V202H231ZM260 200V199H259ZM97 201H95V202H97ZM153 201V200H152ZM162 201V200H161ZM190 201L192 202V200L190 199ZM205 201V200H204ZM223 201V200H222ZM236 201V200H235ZM257 201V200H256ZM261 202H262V200H260ZM259 201V202H260ZM16 202V201H15ZM18 202V201H17ZM117 202H123L124 204H125V200L124 199H119V201H117ZM128 202V201H127ZM200 202V201H199ZM201 202H202V200H201ZM245 202V201H244ZM248 202V201H247ZM251 202H253V201H251ZM133 203V202H132ZM131 203V204H132ZM152 203V202H151ZM158 203V202H157ZM166 203V202H165ZM187 203V202H186ZM195 203V202H194ZM197 203V202H196ZM212 203V202H211ZM218 203H221V204H219V205H215L214 206V204L212 203V206H214V207H216V208H218V206H220V205H222V202L220 201V202H218ZM231 203H234V200H232V202ZM230 203V205L229 206H231L232 204ZM250 203V202H249ZM87 204H89V203H87ZM98 204V203H97ZM123 204V205H124ZM143 204V203H142ZM153 204V203H152ZM161 204H162V202H161ZM204 203H201V205H203ZM206 204V203H205ZM3 205V204H2ZM7 205V204H6ZM5 205V207H6V209H8L7 208V206ZM105 205V204H104ZM112 205V204H111ZM125 205H127V203L125 204ZM192 205V204H191ZM199 205V204H198ZM258 205V204H257ZM13 206V205H12ZM106 206H108V205H106ZM120 206H121V204H120ZM132 206V205H131ZM130 206V208H133V207H131ZM137 206H138V204H137ZM193 206V205H192ZM206 206V205H205ZM205 206H203V208L205 207ZM209 206V205H208ZM207 206V207H208ZM223 206V205H222ZM221 206V209L223 208ZM246 206H248V205H246ZM254 207L255 206V204L254 205H251V207ZM259 206V205H258ZM10 207V206H9ZM15 207V206H14ZM19 207V208H20ZM83 207V206H82ZM101 207V206H100ZM123 207L124 206H122V208H120L119 206H118V204H113L112 206H111V209H110V211L108 212V216H105L106 218H107V220H105L103 223H104V226H106L105 224L106 223H108V221L111 219V218H113L114 217V219H115V217H116V215H118V214H120L121 212V210L120 209H123ZM127 207V206H126ZM139 207V206H138ZM206 207V209H208ZM233 207H235V206H233ZM248 207H250V205L248 206ZM259 207H261V206H259ZM1 208H4V207H1ZM1 208H0V211H2L1 210ZM18 208V206L16 207V209ZM165 208H166V205H165ZM169 208V207H168ZM190 208V207H189ZM210 208H213V207H210ZM240 208V210L242 209L241 208V206L239 207ZM243 208H245V205H244V207ZM256 208V207H255ZM9 209H12V208H9ZM8 209V210H9ZM86 209V208H85ZM101 209V208H100ZM109 209V208H108ZM157 209V208H156ZM192 209V208H191ZM205 209V210H206ZM226 209V208H225ZM228 209V208H227ZM94 210V209H93ZM93 210H91V211H93ZM103 210V209H102ZM120 210V211H119ZM128 210V209H127ZM136 210V209H135ZM152 210V209H151ZM158 210V209H157ZM170 210V209H169ZM193 210V209H192ZM196 210V209H195ZM210 210V209H209ZM213 210V212H214V208L213 209H211V211ZM216 210H218V209H216ZM220 210V209H219ZM258 210H259V208H258ZM13 211V210H12ZM90 211V212H91ZM96 211V210H95ZM101 211V210H100ZM104 211V210H103ZM107 211V210H106ZM132 211H133V209H132ZM137 211H138V209H137ZM144 211V210H143ZM150 211V210H149ZM156 211V210H155ZM154 210H153V212H152V216H154L153 217V219L154 220H156L155 222H159L158 224H160L161 222V218L159 219V215H157L158 214V212H157V214H156V212H155ZM199 212H200V210H198ZM203 211V210H202ZM231 211H233V210H231ZM243 211V210H242ZM257 210H255V212H256ZM16 212V211H15ZM120 212V213H119ZM128 212V211H127ZM186 212V211H185ZM187 212H188V210H187ZM186 212V213H187ZM193 212V211H192ZM195 212H197V211H195ZM204 212V211H203ZM205 212H207V210L205 211ZM210 212V211H209ZM209 212H207V214H209ZM222 212V210L220 211V213ZM235 212V211H234ZM248 212V211H247ZM6 213V212H5ZM14 213V212H13ZM99 213V212H98ZM102 213V212H101ZM123 213V212H122ZM137 213V212H136ZM145 213V212H144ZM153 213H154V215H153ZM164 213V212H163ZM214 213H219L218 211H215ZM214 213H212V212H210V216L212 215V214H214ZM224 213H226V211L224 212ZM229 213H232V212H230L229 211ZM250 213V212H249ZM254 213V212H253ZM4 214V213H3ZM95 214V213H94ZM105 214H106V212H105ZM125 214V213H124ZM138 214V213H137ZM168 214V213H167ZM191 214V213H190ZM203 213H201V215H202ZM257 214H258V212H257ZM257 214H256V216H257ZM9 215V214H8ZM96 215V214H95ZM107 215V214H106ZM126 215V214H125ZM141 215V214H140ZM174 215V214H173ZM184 215V214H183ZM198 215V214H197ZM201 215H200V217H201ZM205 215V214H204ZM222 216H223V214H221ZM226 215V214H225ZM224 215V216H225ZM227 215H228V211H227ZM232 215V214H231ZM247 215V214H246ZM3 216V215H2ZM10 216H11V214H10ZM14 216H15V214H14ZM80 216V215H79ZM86 216H87V214H86ZM99 216V215H98ZM128 217L129 216H133L134 217V215H127ZM137 216V215H136ZM151 216V217H152ZM159 216V217H158ZM168 216V215H167ZM195 216H196V213H195ZM195 216H193V218L195 217ZM213 216H215V214L213 215ZM213 216H211L210 218H208L209 217V215H206V217H207V223L210 225V219H213ZM217 216V215H216ZM222 216H220L219 215V217L220 218H222ZM237 216V215H236ZM239 216V215H238ZM237 216V217H238ZM264 216V215H263ZM5 217V215L3 216V218ZM62 217H63V214H62ZM78 217V216H77ZM82 217H84V216H82ZM96 217V216H95ZM100 217V216H99ZM105 217H103L104 219H105ZM117 217H119V216H117ZM120 217H121V215H120ZM196 217H199V216H196ZM203 217V216H202ZM201 217V218H202ZM205 217V218H206ZM228 217V216H227ZM226 217V218H227ZM260 217V216H259ZM17 218V219H18ZM93 218V217H92ZM126 218V217H125ZM138 218H139V216H138ZM148 218V217H147ZM167 218V217H166ZM190 218V217H189ZM192 218V217H191ZM201 218H198V219H200V222H203V223H199V224H202V228H201V230L203 229V226H205L207 229V233L211 230V229H213V231L215 230V232H218L219 230H217V229H219V227H217V226H215L216 224H214V227H215V229L214 228H212V223L214 222H219V221H221V220H223L224 218H222V219H220V218H218V216L216 217L217 219H219V220H215V221H213V222H211V225H210V230L208 229V227H209V225L208 224H205L206 223V221H205V218L203 217V219L201 220ZM215 217H214V219H216ZM239 218V217H238ZM241 218V217H240ZM244 218V217H243ZM248 218V217H247ZM255 218V217H254ZM253 218V219H254ZM262 218V217H261ZM260 218V219H261ZM264 218V217H263ZM262 218V219H263ZM13 219V218H12ZM11 219V221H13ZM16 219V220H17ZM77 219H79V218H77ZM90 219V218H89ZM119 219H123L122 217L121 218H118V221L117 222H119ZM127 219V218H126ZM129 219H130V217H129ZM133 219H136V222H138L140 219H137V217L136 218H133ZM133 219H131V220H133ZM150 219V218H149ZM185 219V218H184ZM213 219V220H214ZM231 219V218H230ZM236 219V218H235ZM93 220V219H92ZM96 220V219H95ZM112 220V219H111ZM193 220V219H192ZM191 219L189 220L188 219V221H192ZM197 219L196 218H194V221H196ZM236 220H238V219H236ZM241 220V219H240ZM244 220V219H243ZM86 221V220H85ZM89 221V220H88ZM100 221V220H99ZM98 221V222H99ZM123 221H125L124 219H123ZM128 221V220H127ZM153 221V220H152ZM182 221V220H181ZM185 221V220H184ZM187 221V220H186ZM194 221H192V223L194 222ZM224 221V220H223ZM223 221H222V224H223ZM231 221V220H230ZM245 221V220H244ZM15 222V221H14ZM13 222V223H14ZM51 222V221H50ZM116 222V223H117ZM121 222H122V220H121ZM146 222V221H145ZM148 222H150V221H148ZM178 222V221H177ZM228 222V221H227ZM232 222V221H231ZM241 222V221H240ZM255 222V221H254ZM253 222V223H254ZM258 222H261L260 220L258 221ZM12 223V224H13ZM89 223V222H88ZM92 223V222H91ZM116 223H114L115 225H116ZM120 223V222H119ZM128 223V222H127ZM127 223H126V221H125V223H122V225L123 224H126L127 225ZM135 223V222H134ZM153 223V222H152ZM165 223V222H164ZM219 223H221V222H219ZM228 223H230V222H228ZM242 223V222H241ZM249 223V222H248ZM252 223V224H253ZM2 224V221H1V219H0V225ZM6 224H8L9 225V221L6 223ZM81 224H83V223H81ZM85 224V223H84ZM95 224V223H94ZM132 224H133V222H132ZM162 224V223H161ZM160 224V225H161ZM191 224V223H190ZM197 224V223H196ZM226 224V223H225ZM233 224V223H232ZM236 223H234V225H235ZM237 224H239V223H237ZM236 224V225H237ZM244 224V223H243ZM259 224V223H258ZM264 223H262V225H263ZM18 225H16V226H18ZM68 225V224H67ZM75 225H76V223H75ZM74 225V226H75ZM110 225V224H109ZM115 225H114V228H115ZM117 225H119V224H117ZM116 225V226H117ZM121 225V224H120ZM119 225V226H120ZM154 225V224H153ZM193 225V224H192ZM207 225V226H206ZM221 225V224H220ZM240 225V224H239ZM246 226L248 225V224H245ZM261 225V224H260ZM6 226V225H5ZM13 226V225H12ZM16 226H13V227H16ZM70 226V225H69ZM86 226V225H85ZM89 226H90V224H89ZM103 225H101V227L100 228H103L104 227ZM123 226H125V225H123ZM123 226H121V227H123ZM135 226L136 225H133L132 227H130L131 228V231H127V230H125V231H123V233H110V234H108L107 233V236H103V235H101L100 233H98L97 231H94V230H91L90 228H88V229H86L85 231H82V233H80L81 231H79L78 233H80L79 234V236H77V233H76V231H74V228L71 230V234L75 237V238H77V239H75V241L76 240H79V241H77V243H75V245L73 244V243H71V241H70V244H69V242H68V244L69 245H73V246H78V242H79V246L78 247H81L77 252H78V256H80V260H83V258H82V256L84 257V260L86 259V262L87 261H90L91 260V258H90V254H85V253H89V252H92L93 254H94V252L96 251L97 253H99L101 256H102V261L103 262H101L100 263V261L98 260V263H100V264H132L133 263V261H134V259H135V257H136V250L137 249H135V235H137L136 233L134 234V231H135ZM141 226H143V225H141ZM172 226V225H171ZM180 226V225H179ZM226 226V225H225ZM224 226V227H225ZM231 226V225H230ZM233 226V225H232ZM250 226V225H249ZM253 226V225H252ZM255 226H257V225H255ZM7 227H9V226H7ZM127 227V226H126ZM156 227V226H155ZM166 227V226H165ZM188 227H190V226H188ZM217 227V228H216ZM222 229H223V225L222 226H220ZM229 227V226H228ZM238 227V226H237ZM258 227V226H257ZM260 228H261V226H259ZM263 227V226H262ZM99 228V227H98ZM108 226H107V229L106 228H104L103 230H108ZM112 228V227H111ZM117 228V227H116ZM125 228V227H124ZM146 228V227H145ZM151 228V227H150ZM163 228V227H162ZM161 228V229H162ZM169 228V227H168ZM176 228V227H175ZM186 228V227H185ZM185 228H184V230H185ZM192 228V227H191ZM233 228V227H232ZM241 228V227H240ZM252 228V227H251ZM250 228V229H251ZM4 229V228H3ZM10 229H12V227H10ZM52 229V228H51ZM110 229V228H109ZM127 229V228H126ZM136 229H137V227H136ZM196 229V228H195ZM199 229V228H198ZM234 229H235V226H234ZM239 229V228H238ZM237 229V230H238ZM246 229H248V228H246ZM256 229V228H255ZM258 229V228H257ZM7 230V229H6ZM115 231H116V229H114ZM158 230V229H157ZM156 230V231H157ZM164 230V229H163ZM177 230V229H176ZM187 230V229H186ZM193 230H194V228H193ZM193 230H191V232L193 231ZM209 230V231H208ZM217 230V231H216ZM225 230V229H224ZM224 230L222 231L223 232V235L225 236V235H228V234H224ZM229 230V229H228ZM227 230V231H228ZM231 230V229H230ZM65 231V230H64ZM120 231V230H119ZM136 231H138V230H136ZM154 231V230H153ZM159 231H160V229H159ZM159 231H158V233H159ZM179 231V230H178ZM177 231V232H178ZM190 231V230H189ZM213 231H210L211 233L213 232ZM221 231V230H220ZM219 231V232H220ZM242 231H244V230H242ZM122 232V231H121ZM185 232V231H184ZM208 233V234H211V233ZM219 232L218 233H216V234H219ZM236 231H234V233H235ZM239 232V234H240V231H238ZM237 232V233H238ZM262 232V229L260 230V233ZM144 233H146V232H144ZM148 233H151V232H148ZM156 233V232H155ZM163 233H164V231H163ZM186 233V232H185ZM188 233V232H187ZM195 234H197L196 233V230H195V232H194ZM214 233V232H213ZM221 233V232H220ZM246 233H248V234H250L249 233V231H247ZM259 233V234H260ZM152 234V233H151ZM154 234V233H153ZM160 234V233H159ZM159 234H157V235H159ZM168 234V233H167ZM201 234H202V232H201ZM207 234V235H208ZM233 234V233H232ZM239 234H237L238 236H239ZM248 234H247V236H248ZM255 234V233H254ZM258 234V233H257ZM257 234H255L256 236H257ZM262 234H264L263 232H262ZM139 235V234H138ZM137 235V236H138ZM156 234H155V237L157 236ZM174 235H175V232H174ZM185 235V234H184ZM194 235V234H193ZM192 235V236H193ZM198 235V234H197ZM199 235H200V233H199ZM203 235V234H202ZM223 235H220V236H223ZM235 235V234H234ZM148 236H150L149 234H148ZM159 236H161V235H159ZM166 235L164 234V237H165ZM171 236V235H170ZM186 236V235H185ZM189 236V235H188ZM201 236V235H200ZM209 236H211V235H209ZM209 236H206L205 235V237H209ZM218 236V235H217ZM238 236H236V237H238ZM260 236V235H259ZM258 236V237H259ZM139 237H142V236H139ZM147 237V236H146ZM153 237V236H152ZM182 237V236H181ZM184 237V236H183ZM187 237V236H186ZM196 236H194V237H192L193 239L195 238ZM202 237V236H201ZM212 237V236H211ZM210 237V238H211ZM214 237H216V235H214ZM227 237V236H226ZM230 237V236H229ZM235 238L234 236H231L229 239L231 240V238ZM244 237H246V234L244 235ZM244 237L241 239L240 238V240L239 241H241V240H243L244 239ZM258 237H253L254 238V240L253 241H251V240H249L250 242L249 243H253L254 242V244L256 243V245H257V242H255L256 241V239L255 238H257V240H260V239H258ZM34 238V237H33ZM145 238V237H144ZM144 238H142L141 240L142 241H144V243H145V240H143ZM149 238V237H148ZM172 238H174L173 237V234H172ZM171 238V239H172ZM188 238V237H187ZM192 238H190L191 240H193ZM199 238V237H198ZM198 238H195V239H198ZM209 238V240H211V239H213V238H211L210 239ZM219 239H220V237H218ZM259 238H261V236L259 237ZM155 239V238H154ZM178 239V238H177ZM194 239V242H196V240ZM200 240H202L203 239V237H202V239L201 238H199ZM219 239L217 240V238H216V240L217 241H219ZM184 240V239H183ZM190 240V241H191ZM227 241L226 240V242L225 243H227V246H225L226 244L224 243V241H222L223 242V246L222 247H227V248H225V250H228V246L231 244L230 242L231 241ZM233 240V239H232ZM245 240V239H244ZM261 240H263V239H261ZM260 240V241H261ZM49 241V242H48ZM147 241V240H146ZM172 241H173V239H172ZM178 241V240H177ZM181 241V240H180ZM187 241V240H186ZM185 241V242H186ZM198 241V240H197ZM220 241H221V239H220ZM238 241V242H239ZM149 242H150V240H149ZM165 242L167 243V245H168V242L165 240ZM176 242V241H175ZM192 242V241H191ZM211 242H212V240H211ZM214 242H215V240H214ZM236 242H237V238H236ZM263 242V241H262ZM49 243H51L50 245H49ZM148 243V242H147ZM199 243V242H198ZM198 243H196V244H198ZM203 244H204V242H202ZM208 243V242H207ZM217 243V242H216ZM35 244V242L34 243H32V245H34ZM146 244V243H145ZM163 244V243H162ZM170 244H172V242L170 241ZM176 244H178L177 242H176ZM184 244V243H183ZM186 244V243H185ZM212 244V243H211ZM233 244H235V242H233ZM239 244V243H238ZM241 244H243V246H245L244 245V241H243V243H241ZM240 244V245H241ZM51 245H53L54 247L52 248V246ZM83 245H85V247H83ZM166 245V246H167ZM175 245V244H174ZM181 245H182V243H181ZM188 245V244H187ZM189 245H192L191 243L189 244ZM199 245V244H198ZM206 245H209V244H206ZM218 245V244H217ZM216 245V246H217ZM237 245V244H236ZM239 245V248L242 250L243 248H242V246H240ZM249 245V244H248ZM247 245V246H248ZM251 245V244H250ZM66 246H67V244H66ZM164 246V245H163ZM182 246H184V245H182ZM181 246V247H182ZM186 246V245H185ZM213 246H214V244H213ZM212 246V247H213ZM215 246V247H216ZM219 246H220V244H219ZM233 245H231V247H232ZM235 246V245H234ZM234 246L232 247V248H234ZM247 246L246 247H244V248H247ZM69 247V246H68ZM144 247V246H143ZM147 247V246H146ZM145 247V249H147ZM152 247V246H151ZM171 247V246H170ZM172 247H173V245H172ZM171 247V249H173ZM191 247V246H190ZM201 247H203V249H206V248H210L211 247V245H210V247L208 246H206V248H204V246H201ZM211 247V248H212ZM218 247V246H217ZM251 247H252V245H251ZM250 247V248H251ZM257 247V246H256ZM260 247V246H259ZM73 247H71V248H69V249H72ZM82 248H84V249H82ZM152 248H155L154 247V245H153V247ZM168 248V247H167ZM176 248V247H175ZM180 248V247H179ZM183 248V247H182ZM191 248H193V247H191ZM236 248V247H235ZM250 248L248 249V251L250 250ZM142 249V248H141ZM159 249V248H158ZM170 249V250H171ZM185 248H183V251H185L184 250ZM187 249V248H186ZM195 249V248H194ZM214 249V248H213ZM230 249V248H229ZM237 249V248H236ZM238 250L237 249V252H239V251H241V250ZM255 249V248H254ZM260 249V248H259ZM258 249V250H259ZM43 250H44V248H43ZM42 250V251H43ZM93 250V251H92ZM95 250V251H94ZM167 250V249H166ZM175 250V249H174ZM177 250V249H176ZM181 250V249H180ZM197 250V249H196ZM199 250V249H198ZM208 250V251H207ZM206 251L207 252H210L209 250L210 249H207ZM215 250H219V247H218V249H216L215 248ZM221 250V249H220ZM233 250V249H232ZM257 250V251H258ZM68 251L69 252H71L70 254H68ZM84 251V254L82 253ZM89 251V252H88ZM162 251V250H161ZM169 251V250H168ZM167 251V252H168ZM172 251V250H171ZM201 251V250H200ZM199 251V252H200ZM202 251H205V250H202ZM206 251H205V253H206ZM211 251H213V250H211ZM246 251H247V249H246ZM246 251H244L245 253V255H250L249 253L248 254H246L247 252ZM254 251V250H253ZM256 251V254L257 253H259V251L257 252ZM73 252V253H72ZM77 252H76V255H77ZM140 252V251H139ZM172 252H175V251H172ZM186 252V251H185ZM198 252V253H199ZM216 252V251H215ZM230 250L229 251H227V253H229L230 254ZM241 252H243V250L241 251ZM143 253H144V251H143ZM154 253H159V252H154ZM169 253V252H168ZM179 253V252H178ZM178 253H177V255H178ZM201 253V252H200ZM221 253H222V250H221V252L219 251V254H220V256H221ZM223 253H225V251L223 250ZM222 253V254H223ZM234 253V252H233ZM236 253V252H235ZM71 254H73V256H71ZM139 254V253H138ZM146 254H147V252H146ZM175 254H176V252H175ZM193 254V253H192ZM197 254V253H196ZM204 254V253H203ZM210 254H211V252H210ZM212 254H214V252H212ZM219 254H215V255H219ZM241 253L239 252L238 254H236L237 255V258H239L240 256H242V255H240ZM255 254V255H256ZM261 254H264V253H261ZM28 255H30V254H28ZM41 257H40V256ZM85 255V256H84ZM88 255V256H87ZM90 255V256H89ZM99 255V256H100ZM155 255V254H154ZM215 255H213L214 257H216ZM226 255V256H225ZM224 256L225 257H227V254H225ZM238 255H240L239 257H238ZM252 255H254V253L252 254ZM31 256V255H30ZM43 256H44V258H43ZM148 256V255H147ZM164 256V255H163ZM172 256H173V254H172ZM180 256V255H179ZM178 256V257H179ZM181 256H182V254H181ZM198 256H200V254L198 255ZM204 256H206V257H209V256H207V255H204ZM204 256H201V259H202V262H203V264H211V261L210 260H212V259H208V258H205ZM210 256H212V255H210ZM32 257V256H31ZM39 257H40V259H39ZM70 257H73L72 259H70ZM86 257V258H85ZM88 257V258H87ZM142 258H143V256H141ZM141 257H139V258H141ZM146 257V256H145ZM144 257V258H145ZM150 257V256H149ZM186 257H188V256H186ZM197 257V256H196ZM214 257H212L213 258V260H215V258ZM223 257V256H222ZM225 257H223L221 260H224V258ZM229 257H230V255H229ZM232 257V256H231ZM243 258H244V256H242ZM251 257V256H250ZM253 257V256H252ZM255 257V256H254ZM263 257V256H262ZM260 258L261 260L263 259V258ZM35 257H34V259L35 260H37ZM79 258V257H78ZM90 258V260H88ZM99 258V257H98ZM97 258V259H98ZM151 258H153V255H152V257H150L149 259H148V257H147V259H145L146 261H151L150 259ZM154 258H155V256H154ZM156 258H158V256H156ZM169 258H170V256H169ZM169 258H168V260H169ZM190 259H191V257H189ZM199 258V257H198ZM241 258V257H240ZM239 258V260H241V259H243V258H241L240 259ZM249 258V257H248ZM5 259V260H4ZM14 259H15V257H14ZM17 259V258H16ZM28 259V258H27ZM96 259V260H97ZM136 259H138L137 257H136ZM161 259V258H160ZM164 259V258H163ZM172 259H174L173 257H172ZM177 259V258H176ZM218 259V257L216 258V260ZM227 259V258H226ZM226 259L224 260V262L226 261ZM234 259H236V258H234ZM246 257L243 259V260H245L246 261ZM250 259H252V258H249V259H247V260H250ZM45 260V261H44ZM79 260V261H80ZM96 260H95V262H96ZM162 260V259H161ZM180 259H178V261H179ZM198 259H195L194 258V262L195 261H197ZM216 260H215V262L214 263H218V262H216ZM220 260V261H221ZM238 260V261H239ZM264 260V259H263ZM23 261H24V258H23ZM45 263H44V262ZM144 261V260H143ZM157 261V260H156ZM169 261H171V260H169ZM174 261V260H173ZM184 261H186L185 260V257H184ZM188 261V260H187ZM230 261V260H229ZM228 261V262H229ZM235 261H237V260H235ZM238 261H237V264H240V263H238ZM253 262H255L256 263V261H254V259L252 260ZM259 261V260H258ZM43 262V263H42ZM85 262V263H86ZM142 262V261H141ZM160 262V261H159ZM168 262V261H167ZM193 262V260H192V264H198V263H194ZM198 262V261H197ZM233 262H234V260H233ZM247 262V261H246ZM251 262V261H250ZM250 262H248L249 264H251ZM263 262V261H262ZM90 263H92V260L90 261ZM98 263H96V264H98ZM144 263V262H143ZM163 263V262H162ZM175 263V262H174ZM178 263H180V262H178ZM183 263H185V262H183ZM188 263V262H187ZM190 263V262H189ZM214 263H212V264H214ZM227 263V262H226ZM254 263V264H255ZM27 264V263H26ZM33 264V263H32ZM84 264V263H83ZM87 264V263H86ZM134 264H136V262L134 263ZM139 264V263H138ZM142 264V263H141ZM147 264V263H146ZM177 264V263H176ZM191 264V263H190ZM218 264H221V262L220 263H218ZM225 264V263H224ZM233 264V263H232ZM236 264V263H235ZM242 264H243V262H242ZM253 264V263H252ZM258 264V263H257ZM260 264V263H259ZM263 264V263H262Z\"/></svg>",
	"mask_w": 264,
	"mask_h": 264
}]
</instances>
